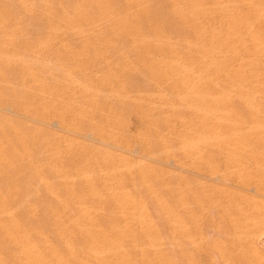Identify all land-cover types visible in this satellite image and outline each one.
<instances>
[{
  "label": "rangeland",
  "instance_id": "1",
  "mask_svg": "<svg viewBox=\"0 0 264 264\" xmlns=\"http://www.w3.org/2000/svg\"><path fill=\"white\" fill-rule=\"evenodd\" d=\"M10 1V2H9ZM15 1V2H14ZM20 1V2H19ZM27 1V2H26ZM31 1V2H30ZM34 0L32 2V0H0V66L2 70L0 68V92H3L0 94V110L4 111V112H0V233L2 234L3 231L8 232V231H16L20 228L23 227H28L31 225L32 226H44L43 230L41 231H37L31 234H28L27 237L23 238L22 241H20L21 243L17 244V245H4L1 243L0 241V264H12L13 261H15L14 259H16L17 256H21V255H32L35 252V248L36 246H46V244L48 245L49 243H53L54 241H56L58 238L60 239H66L67 240V245H65L62 250L64 252L67 251V253L73 252L74 250H76L75 248H77V246H81V243H85L91 247V249L89 250L91 253V257L90 260L88 261L90 264H130L131 261L128 260H119V259H115V257L112 255V252H114L115 250H117L118 248H122V250H124L125 248H129V246L133 247L135 246H146L148 247V250L150 251L149 254H147L148 256L144 258V261H140L138 264H160V262L162 260H167L168 264H227L226 259L222 256L221 253H218L217 250L215 251V249H219V252L223 251V253L226 255V257H228V260L231 261L232 259H235L237 262H239L240 264L244 263L245 261L243 259H239L237 257L236 254V236H235V232L233 227L230 225V223L228 222V220H226V217L224 218V215L222 214V208L224 207L223 204L225 205L227 203V197H221L218 198L217 196L219 195L218 192V186L219 187H225V188H230V186L232 185V187L230 189H234L236 188L235 184H237L238 180L237 177L234 175H226L224 177V182H220L221 180H215V178H212L210 176V172L212 173V168L218 170V172H220L219 174L224 173V171H226L227 169H229L230 167L227 165V163L224 160L223 157V149L221 147H213L211 145H205V143H198L199 141L196 139H199L201 136L198 132L201 131V127L203 124V120L205 118H203V116L205 114H202L203 112H205L206 110L203 109L202 111V107L203 108H210L212 110V108L209 105V101H207V94H212V103H215L216 98H218V90H219V86L218 84L216 85V83H214L215 78L213 77L215 74L214 68V64L212 62H214V60L212 59L213 56L210 53H213V50H215V41L216 40H212V39H216L213 38L215 37L213 34V36L211 37L209 34L208 29L207 30H198L194 29L195 26H198L200 24H204L207 23L206 21H204V23L200 20L198 21V19L192 17L189 13V5L186 3V0H151V2H153L151 4V2H149L148 0H135V2L137 1V3L134 2V0H129V2L131 4H127L128 0H125L126 2H124V0H106L105 3L102 4L101 0ZM48 1V2H47ZM59 1V2H58ZM62 1V2H61ZM69 1V2H67ZM85 1V2H84ZM123 1V2H122ZM185 1V2H184ZM47 2V3H46ZM64 2V3H63ZM75 2V3H74ZM78 4H77V3ZM101 2V3H100ZM111 2V3H110ZM114 2V4L112 3ZM120 2V3H119ZM128 2V3H129ZM160 2V3H159ZM163 2V3H162ZM168 2V3H167ZM176 4H175V3ZM28 5H27V4ZM32 5H31V4ZM38 3V4H36ZM52 3V4H50ZM54 4L55 8H54ZM67 3V4H66ZM81 3V4H80ZM83 3V4H82ZM123 3V4H121ZM125 3V4H124ZM133 3V4H132ZM183 3V4H182ZM34 4V6H33ZM36 4V5H35ZM61 4V6H60ZM66 4V5H65ZM75 4V5H74ZM80 4V7H79ZM86 4V5H85ZM99 4V5H98ZM106 4V5H105ZM113 4V5H111ZM118 4V5H117ZM135 4V5H134ZM141 4V5H140ZM160 4V6H159ZM162 4V5H161ZM173 4V5H171ZM10 7H8V6ZM28 7H27V6ZM51 5V6H50ZM149 5V6H148ZM151 5V6H150ZM169 5V6H168ZM177 5V7H175ZM15 6V7H13ZM33 7V8H30ZM101 6V7H100ZM105 6V7H102ZM123 8H122V7ZM127 6V7H126ZM128 6L130 7L128 10ZM132 6V7H131ZM135 8H134V7ZM137 6V7H136ZM146 6V7H145ZM159 6V7H158ZM167 6V7H166ZM179 6V7H178ZM239 6H241L239 4ZM38 7V8H37ZM52 7V8H51ZM61 7V8H60ZM64 7V8H63ZM77 7V8H76ZM90 7V8H88ZM106 7L108 9H106ZM115 7V8H114ZM116 7L118 8L119 11H117ZM125 7V8H124ZM139 7V8H138ZM145 7V8H144ZM150 7V8H149ZM156 7H158V9H156ZM163 7V8H162ZM172 7V8H171ZM183 7V8H181ZM29 8V9H26ZM35 8L37 10V12L35 11ZM70 8V9H69ZM81 8H84L86 10H83ZM127 8V9H126ZM134 8V9H133ZM142 8V9H141ZM168 8V10H167ZM178 9L176 11V9ZM188 8V9H187ZM2 9V10H1ZM24 9V10H23ZM32 9V10H30ZM58 10L59 12L55 11ZM66 9V10H65ZM79 9V11H78ZM96 9V10H95ZM125 9V10H124ZM135 9H138L139 11H135ZM145 9L148 11H145ZM152 9V11H151ZM161 9V10H160ZM27 10V11H26ZM30 10V11H29ZM47 10V11H45ZM53 12H52V11ZM66 14H65V11ZM77 10V11H76ZM101 10L103 12H101ZM142 10V11H140ZM164 10V11H163ZM172 12H171V11ZM176 12H175V11ZM180 10V12H179ZM185 10V11H183ZM188 10V11H187ZM21 11V12H20ZM41 11V13H40ZM55 11V12H54ZM63 13H62V12ZM68 11L70 12V15L68 13ZM83 11V12H82ZM85 11V12H84ZM89 11V12H88ZM109 11V13H108ZM112 11V12H111ZM120 11H123V14ZM126 11V12H125ZM130 11V13H128ZM160 11V12H159ZM163 11V12H162ZM168 11V12H166ZM22 12H24L22 15ZM25 12H26V16H25ZM30 12V13H29ZM33 12V13H32ZM48 12V13H47ZM51 12V13H50ZM79 12V13H78ZM114 12V13H113ZM135 12V13H133ZM151 12V13H150ZM186 14H184V13ZM21 13V14H19ZM29 13V14H28ZM36 13V14H35ZM45 13V14H44ZM58 13H60L61 15H58ZM84 13V14H82ZM87 13V14H86ZM91 13V14H90ZM101 13V14H100ZM107 13V14H106ZM115 15H113V14ZM125 13V16H124ZM140 13V14H139ZM145 13V14H144ZM149 13V14H148ZM157 13V14H156ZM171 13H175L172 14ZM191 13V12H190ZM35 14V16L33 15ZM52 14V15H51ZM63 14V16H62ZM82 14V15H81ZM97 14V16H96ZM110 14V15H109ZM137 14V17L135 16ZM139 14V15H138ZM144 14V15H143ZM147 14V15H146ZM180 14V15H179ZM12 15V16H11ZM45 15V16H44ZM69 17H68V16ZM73 17H72V16ZM100 15V16H99ZM110 17L108 16H111ZM131 15V16H130ZM134 15V16H132ZM142 15V16H141ZM146 15V16H145ZM7 16L6 19H4ZM9 16V17H8ZM28 16V17H27ZM54 16V18L52 17ZM57 16V17H55ZM61 16V17H60ZM74 16H76L77 18H75ZM88 16V18L86 17ZM124 16V17H122ZM127 16V17H126ZM170 16V17H169ZM189 16V17H188ZM12 17V18H10ZM52 17V18H51ZM65 17V18H62ZM91 17V19L89 18ZM95 17V19L93 18ZM99 17V18H97ZM109 19H107V18ZM141 17V18H139ZM182 17V18H181ZM187 17V18H186ZM11 20V22L9 21V19ZM23 18V21L22 19ZM81 18V19H80ZM97 18V19H96ZM125 18V19H124ZM128 18V20H127ZM148 21L147 23V20ZM150 18V19H149ZM158 18V20H157ZM161 18V19H160ZM4 19V20H3ZM8 19V20H7ZM14 19V21L12 20ZM17 19V20H16ZM25 19V20H24ZM49 19V21H48ZM52 19V20H51ZM54 19V20H53ZM59 19V20H57ZM61 19V20H60ZM71 19V20H69ZM74 19V20H72ZM87 19V21H86ZM93 20L90 21V20ZM100 19V20H99ZM143 19V20H142ZM164 19V20H162ZM47 20V22H46ZM64 22H63V21ZM66 20V21H65ZM69 20V21H68ZM85 22H84V21ZM162 23H160V21ZM5 23H4V22ZM20 21V23H19ZM61 23H59V22ZM77 21V22H76ZM82 21V22H81ZM95 21V22H94ZM99 21V23H98ZM107 21V22H106ZM111 21V23H110ZM113 21V22H112ZM118 21V23L116 22ZM157 21V22H156ZM195 21V22H193ZM219 21H223L218 20ZM56 22V23H55ZM67 22V23H66ZM90 22V23H88ZM101 22V23H100ZM128 22V24H127ZM159 22V23H158ZM189 22V23H188ZM198 22V23H197ZM200 22V23H199ZM202 22V23H201ZM209 24H211V21H208ZM26 23V24H25ZM55 23V24H54ZM58 23V24H57ZM75 23V24H74ZM79 23L78 27L77 24ZM81 23H83L81 25ZM95 23V24H93ZM113 23V24H112ZM121 23V24H120ZM123 23V24H122ZM130 23V25H129ZM141 23V24H140ZM150 23V24H149ZM222 25V22H220ZM216 24V25H220ZM5 24V25H4ZM12 24V25H11ZM21 24V25H20ZM23 24V25H22ZM60 24V25H59ZM73 24V25H72ZM95 26H93V25ZM148 24V25H147ZM186 24V25H185ZM190 24V25H189ZM194 24V25H193ZM196 24V25H195ZM208 24V23H207ZM205 24V25H207ZM16 25V26H15ZM25 25V27H24ZM62 25L64 26V28L62 27ZM71 25V26H70ZM76 27H75V26ZM93 26L91 28V26ZM132 25V26H131ZM135 25V26H133ZM154 25V26H153ZM161 25V26H160ZM193 25V26H192ZM21 26V27H20ZM55 26V28H54ZM62 29H60L61 27ZM66 26H68L66 28ZM81 26V27H80ZM86 29L85 31L82 30L83 28ZM111 28H110V27ZM115 26V27H114ZM143 26V27H142ZM152 26V27H151ZM156 26V27H155ZM192 26V27H191ZM7 29H4L6 28ZM9 27V28H8ZM32 29H30V28ZM54 29H53V28ZM59 27V28H58ZM72 27V28H71ZM73 27L75 29H73ZM86 27V28H85ZM91 29H90V28ZM100 27V28H99ZM108 27V28H107ZM117 27V29H116ZM120 27V30H118ZM155 27V28H153ZM160 27V28H159ZM162 27V29H161ZM185 27H189L190 30L186 29ZM16 28V29H14ZM30 30H29V29ZM97 30H95V29ZM193 28V29H192ZM14 29V30H13ZM59 29V30H58ZM64 29V31L62 32V30ZM81 29V30H79ZM90 29V31H89ZM128 29V30H127ZM137 29V31H136ZM149 29V30H148ZM152 29V30H150ZM157 31V33L153 30ZM22 30V31H21ZM27 30V31H26ZM48 30V31H47ZM50 30V31H49ZM66 30H67V35H66ZM73 30V31H72ZM94 30V31H93ZM99 30V31H98ZM104 30L106 32H104ZM117 30V31H115ZM123 33H122V31ZM142 30V31H141ZM146 33H145V31ZM148 30V31H147ZM165 35H163L160 31ZM168 32H167V31ZM193 30V33L191 32ZM16 31V33H15ZM29 31V32H28ZM32 31V32H31ZM34 31V34L32 35ZM37 31V33H36ZM56 31V32H55ZM60 32V37L58 36V33ZM81 31V32H80ZM87 31V32H86ZM126 31V32H125ZM129 31V32H128ZM153 33H152V32ZM170 31V32H169ZM207 32L205 34V32ZM222 31L224 32L225 30H223L222 27ZM9 32V33H8ZM25 32V33H22ZM41 32V35H40ZM49 32V33H47ZM51 32L53 34H51ZM56 34H55V33ZM58 32V33H57ZM82 32L85 33L82 36ZM95 32V33H94ZM120 32V33H119ZM141 32V33H140ZM159 32V34H158ZM188 32V33H187ZM226 32V31H225ZM63 33V34H61ZM73 33V34H72ZM79 33V34H78ZM98 33V34H96ZM129 33V34H128ZM136 33V34H135ZM146 35H144V34ZM152 33V34H151ZM155 33V34H154ZM169 33V35H168ZM186 35H184V34ZM193 35H191V34ZM196 33V35H195ZM198 33V34H197ZM16 37H15V35ZM44 34V36H43ZM90 34V35H88ZM129 36H128V35ZM139 34V35H137ZM154 34V35H153ZM158 34V35H157ZM202 35L201 37L199 36ZM209 34V35H207ZM10 35V36H8ZM18 35V36H17ZM21 35V36H20ZM43 40H40V37ZM54 35V36H53ZM63 35V36H62ZM76 35V36H75ZM100 35V36H99ZM142 35V36H140ZM148 35V36H147ZM153 35V36H152ZM163 35V37L165 38H161L160 36ZM171 35V36H170ZM190 35V36H189ZM195 35V36H194ZM207 35V36H206ZM5 36V37H4ZM14 36V37H13ZM53 36V38L51 37ZM56 36V37H55ZM62 36V37H61ZM65 36V37H64ZM128 36V37H127ZM135 36V37H134ZM137 36H140V38H138ZM145 36V37H144ZM149 36H152V40H150V38H147ZM156 36V37H155ZM187 36L189 38H187ZM191 36H193L192 38H190ZM198 36V37H197ZM208 38L205 40V38ZM210 36V37H209ZM10 37V38H8ZM44 37V38H43ZM57 39H55V38ZM86 37V38H85ZM94 37V38H93ZM101 37V38H100ZM147 38V40H143L142 39ZM12 38H17V40H13ZM51 38V39H50ZM68 41H66L65 39ZM91 42H89L90 40ZM96 38V41H95ZM138 38V39H137ZM163 41H159L161 39ZM169 38V39H168ZM170 38H172L170 40ZM185 38V39H184ZM187 38V39H186ZM203 42H202V40ZM212 38V39H211ZM9 39V40H8ZM21 39V41L19 40ZM25 39V40H24ZM27 39V40H26ZM50 39V41H49ZM55 39V41L53 42V40ZM62 41H61V40ZM86 39V40H83ZM98 39V40H97ZM105 39V42H104ZM135 39H137L135 41ZM140 39V40H139ZM178 39V41H177ZM190 39V42L189 40ZM3 40V41H2ZM30 42H29V41ZM64 40V41H63ZM101 40V41H100ZM133 40V42H132ZM167 40V41H166ZM191 40H195V41H191ZM198 40V41H197ZM207 40H211L210 42ZM9 41V42H8ZM41 41V42H40ZM81 41V42H80ZM100 41V42H99ZM107 41V43H106ZM110 43H109V42ZM155 41V42H154ZM157 41V42H156ZM171 41V42H170ZM182 45H181V43ZM183 41V42H182ZM199 41H201V44H199ZM208 43H207V42ZM2 42V43H1ZM4 42H7L4 44ZM13 42H16L17 44H13ZM19 42V43H18ZM21 42V43H20ZM46 44H43V43ZM53 42V43H52ZM58 42L61 44H58ZM63 44H62V43ZM65 42V44H64ZM86 42V43H85ZM89 42V43H88ZM97 42V43H94ZM150 42V43H149ZM170 42V43H167ZM192 42V43H191ZM196 42V43H195ZM37 43V44H36ZM41 43V45H40ZM52 43V45H51ZM145 43V44H143ZM147 43V44H146ZM153 45H152V44ZM156 43V44H155ZM161 45H159V44ZM191 43V46L193 47L188 49ZM27 44V45H26ZM50 46H48V45ZM57 47H55L56 45ZM82 44V45H80ZM97 44V45H96ZM102 44V45H101ZM135 44V45H133ZM137 44V45H136ZM142 44V45H141ZM158 44V45H157ZM167 44V45H166ZM170 44V45H169ZM177 44V46L175 45ZM206 46H205V45ZM212 44H214L213 46H211ZM10 45V46H9ZM16 45V47H15ZM25 45V46H23ZM30 45V46H29ZM59 45V47H58ZM64 45V46H63ZM69 45V46H68ZM88 45V46H87ZM96 45V47H95ZM100 47H99V46ZM106 45V46H105ZM150 45V46H149ZM152 45V46H151ZM157 47H156V46ZM172 46L167 47V46ZM185 45V46H184ZM201 45V46H198ZM20 46H22V48H20ZM81 48H79V47ZM103 46V47H102ZM155 46V47H154ZM161 46V47H160ZM165 47V49L163 47ZM175 48H174V47ZM188 46V47H187ZM204 46V47H203ZM209 46V47H208ZM12 47V48H11ZM14 47V48H13ZM26 47V49H25ZM33 47V48H32ZM37 47V48H36ZM44 49H43V48ZM53 47V49H52ZM83 47H84V51H83ZM99 47V48H98ZM139 47V48H138ZM142 47V48H141ZM147 47V48H146ZM184 47V49H183ZM200 47L202 48V50H200ZM208 49H205V48ZM212 47V48H211ZM214 47V48H213ZM8 48V49H7ZM19 48V49H18ZM37 51H35L34 50ZM47 48V49H45ZM49 48V51H48ZM55 48V49H54ZM58 48V49H57ZM88 48V49H87ZM141 48V50H140ZM170 48V49H169ZM173 48V50H172ZM178 48V49H176ZM180 48V49H179ZM182 48V49H181ZM186 48V50H185ZM7 49V51H6ZM57 49V50H56ZM81 49V50H80ZM138 51H137V50ZM152 49V50H151ZM156 49V50H155ZM159 49V50H158ZM161 49V50H160ZM167 49L169 51H167ZM176 49V50H175ZM188 49V50H187ZM204 49V50H203ZM15 50V51H14ZM17 50V51H16ZM25 50V51H24ZM40 52H39V51ZM53 50V51H52ZM163 50H165L163 52ZM175 50V53L172 51ZM190 50V51H189ZM197 50H199L197 52ZM206 50H212V51H208L207 53ZM21 53H18V52ZM34 52L31 54V52ZM158 51V52H157ZM182 51V52H181ZM186 51V52H185ZM202 53H201V52ZM15 54H13V53ZM85 52V53H83ZM155 52V53H154ZM161 52V53H160ZM167 52H168V56H167ZM181 52V54L179 55V53ZM190 53V54H187ZM195 52V54H194ZM210 52V53H209ZM17 53V54H16ZM39 53L42 55H39ZM45 55H43V54ZM90 53V54H89ZM102 53V54H101ZM165 53V55H163ZM171 53V54H170ZM182 53H186L185 55H183ZM200 53V54H198ZM209 53V54H208ZM10 54V55H9ZM23 54V56H22ZM26 54V55H25ZM28 54V55H27ZM94 54V55H93ZM104 54V55H103ZM153 54H155L156 56H152ZM177 54V55H176ZM202 54V58L201 57ZM208 54V55H207ZM12 55V57H11ZM39 55V56H38ZM75 55V56H74ZM91 55V56H90ZM100 56V57H95V56ZM103 55V56H102ZM107 55V56H105ZM174 55L173 58H170V56ZM190 55V56H189ZM4 56V57H3ZM15 58H14V57ZM17 56V57H16ZM25 56V58H24ZM27 56V57H26ZM35 56V57H34ZM73 56L76 58L73 59ZM162 56V57H161ZM165 58H164V57ZM186 56V57H185ZM188 56V57H187ZM193 56V57H192ZM195 56V57H194ZM199 58H197V57ZM205 56V57H204ZM208 56V57H206ZM210 56V57H209ZM2 57V58H1ZM19 57V58H18ZM87 57V58H86ZM156 57V58H154ZM160 57V58H159ZM169 57V58H168ZM38 58V59H37ZM72 60H71V59ZM92 58V59H91ZM101 58V59H99ZM120 58V64L117 63V59ZM161 62H160V60ZM181 58H187V60L181 59ZM190 58V60H189ZM195 58V60H194ZM208 58V59H207ZM65 59V60H64ZM80 59V60H79ZM158 59V60H157ZM170 59V60H168ZM178 59V60H177ZM180 59V60H179ZM198 59V60H197ZM206 59V60H204ZM4 60V61H3ZM11 60V62H10ZM16 60V61H15ZM21 60V61H20ZM26 60V62H25ZM28 60V61H27ZM33 60V61H32ZM90 60V61H89ZM98 60V61H95ZM103 60V61H102ZM116 60V62L114 63V61ZM122 60V61H121ZM156 60V62H155ZM163 60V61H162ZM165 60H167L166 62H164ZM201 62H200V61ZM213 60V61H212ZM18 61V62H17ZM33 63H32V62ZM67 61V62H65ZM69 61V62H68ZM92 61V62H91ZM106 61V62H105ZM108 61H110L108 63ZM112 61V62H111ZM180 61V63H179ZM189 61V62H188ZM204 61V63H203ZM207 63H206V62ZM211 61V62H209ZM9 62V63H8ZM17 62V63H16ZM36 62V63H35ZM41 64H40V63ZM103 62V63H102ZM122 62V63H121ZM153 62H155V64H152ZM168 62V63H167ZM171 62V63H169ZM178 62V63H177ZM183 62V63H181ZM184 62H188L185 63ZM194 64H193V63ZM196 62V63H195ZM11 63H13L11 65ZM16 65H15V64ZM27 63V64H26ZM93 63V64H92ZM107 67H106V65ZM159 66H158V64ZM199 63V64H198ZM210 63H211V67H210ZM2 64V65H1ZM34 64V65H33ZM36 64V65H35ZM96 64V65H95ZM101 64V65H99ZM111 64V66L109 65ZM157 64V65H156ZM165 64V65H164ZM175 64V65H173ZM188 69H186V68ZM190 64V65H189ZM193 64V66H192ZM197 64V66L195 65ZM209 64V65H208ZM26 65V66H25ZM105 67H102V66ZM117 65V66H116ZM162 65L166 66L162 68ZM171 67V69L168 67ZM200 65V66H199ZM208 65V66H207ZM37 66V67H36ZM101 66V67H100ZM116 66V67H115ZM157 66V67H156ZM181 66V67H179ZM190 66V67H189ZM199 66V67H198ZM214 66V67H213ZM4 67V68H3ZM11 67V68H10ZM13 67V68H12ZM17 67V68H16ZM36 68L37 70L39 69V71H34V68ZM114 67L116 69H118L117 71L114 69ZM178 67V68H177ZM195 67L198 69L196 70ZM202 71L201 72H196V71H200V68ZM207 67V68H206ZM20 68V70H19ZM107 68V69H106ZM111 68V69H110ZM120 68V69H119ZM162 68V69H161ZM167 68V70H166ZM173 68V69H172ZM184 68V69H183ZM194 68V69H193ZM213 68V69H211ZM170 72H169V70ZM179 69V70H177ZM182 69V70H181ZM206 69V70H204ZM210 69V70H209ZM216 69V68H215ZM101 70V71H100ZM173 70V71H172ZM177 70V71H176ZM188 70V71H187ZM191 70V71H189ZM195 70V71H194ZM209 72H208V71ZM20 71V72H19ZM25 71V72H24ZM31 71V72H30ZM33 71V72H32ZM113 71V72H111ZM164 71H168L169 73H171V75L168 72H164ZM183 71V72H182ZM207 71V72H206ZM264 71V68L263 70ZM4 72V73H3ZM9 72V73H8ZM17 72V73H16ZM108 72V73H107ZM173 72V73H172ZM186 72V75H184ZM195 73L197 75L194 76L193 79L192 77H190L192 74L189 73ZM210 72H214L212 74ZM7 73V74H5ZM15 73V74H14ZM20 73V74H18ZM44 73V75H48L50 77V79L52 81H50V79H48L49 77L47 76L46 79V75H45V79L44 75L42 74ZM102 73V75H101ZM175 73V74H174ZM180 73V74H179ZM3 74V75H2ZM26 74V75H23ZM36 74V76H35ZM53 74H55L56 76H54ZM93 74V75H92ZM166 74V75H165ZM174 77H170V76ZM182 74V75H181ZM190 76H187V75ZM204 74L206 77H204ZM211 74V75H209ZM33 75L35 78H33ZM42 75V76H41ZM52 75V76H51ZM107 75V76H106ZM108 75H111L112 77L107 78ZM170 75V76H169ZM182 76V77H178V76ZM201 77H199V76ZM5 76V77H4ZM20 76V77H19ZM28 76V77H27ZM38 76V78H37ZM92 78V81L91 78ZM94 76V78H93ZM106 76V77H105ZM166 76V77H165ZM184 76V77H183ZM187 76V78H186ZM4 77V78H3ZM10 79H9V78ZM25 77V78H24ZM30 77L32 79H30ZM54 77V78H53ZM99 77V79L97 78ZM101 77V78H100ZM103 77V78H102ZM114 77V79H113ZM164 77V78H163ZM189 77V78H188ZM198 77V78H197ZM213 79H211V78ZM8 78V79H7ZM37 78V79H36ZM66 80H65V79ZM90 80H89V79ZM112 78V79H111ZM204 78V79H202ZM20 79V81H18ZM24 79V80H23ZM55 79V80H54ZM59 79V80H57ZM73 79V80H72ZM75 79V80H74ZM98 82H93L96 80ZM102 79V80H101ZM104 79V80H103ZM105 79H109L107 80V82L105 81ZM168 79V80H167ZM174 79V80H173ZM178 79V81L176 80ZM182 79V80H180ZM189 79V80H188ZM198 79V82H196L195 80ZM201 79V83L199 82ZM207 79V81H206ZM209 79V80H208ZM12 80V81H11ZM42 82H41V81ZM45 80V82H44ZM49 84H48V82ZM85 80H88V82H92L86 83ZM111 80H113V82H110ZM176 80V81H175ZM185 80V81H184ZM205 80V81H204ZM211 80V81H210ZM38 81V82H37ZM40 81V82H39ZM65 81V82H64ZM85 81V82H84ZM100 81V83H99ZM116 81V82H114ZM173 81V82H172ZM183 81V82H181ZM191 81H194L191 83ZM13 82V83H12ZM19 82V83H18ZM24 82V83H23ZM30 82V83H29ZM54 82V83H53ZM57 82V83H56ZM67 82V83H66ZM75 82V83H74ZM105 84H104V83ZM110 82V83H109ZM172 82V83H171ZM176 82V84H174ZM178 82V83H177ZM180 82V83H179ZM210 82V83H209ZM3 83V84H2ZM44 83V84H43ZM66 83V84H65ZM69 83H71L69 85ZM84 83V84H83ZM85 83L87 84L86 86ZM115 83V84H114ZM118 83V84H116ZM182 83V84H181ZM188 83V84H187ZM197 83L199 84L198 86H196ZM204 83H206V85H204ZM209 83V84H207ZM214 83V86H213ZM56 84V85H55ZM68 84V85H67ZM77 84V86L75 85ZM93 84V87H91ZM98 86H96V85ZM108 84V85H107ZM111 84V87L110 85ZM115 85L117 86V89L115 87V89L113 88ZM171 84V85H169ZM203 84V85H202ZM212 86H211V85ZM11 85V86H10ZM27 87H26V86ZM44 85V86H43ZM50 85V86H49ZM74 87H71L73 86ZM80 85V87H79ZM82 85V86H81ZM90 85V86H88ZM107 85V86H106ZM168 85V86H167ZM181 85V86H179ZM185 85V87H183ZM193 85V86H192ZM210 85V86H208ZM5 86V87H4ZM16 88H15V87ZM42 86V87H41ZM53 88H52V87ZM56 86V87H54ZM103 86V87H102ZM109 86V87H108ZM171 86V87H170ZM178 86V87H175ZM202 86V89H200L201 91H199L198 88H200ZM204 86V87H203ZM208 86V87H206ZM218 90H217V88ZM37 87V89H36ZM40 87V88H39ZM44 87V88H43ZM46 87V88H45ZM67 89H66V88ZM72 88L71 89H69ZM79 87V88H78ZM104 87H106V89H104V91H102ZM110 91H109V89ZM180 87V89H179ZM189 87V88H188ZM191 87V88H190ZM193 87V88H192ZM206 87V89H205ZM213 89L212 91L216 92L213 93L212 91H209V89ZM39 88V89H38ZM56 88V89H55ZM94 88V90H93ZM96 88V89H95ZM100 88V89H99ZM118 88H121L120 90ZM176 89L175 91H173L172 89ZM14 89V90H13ZM27 89V90H26ZM30 89V91H29ZM43 89V90H42ZM46 89V90H45ZM53 89V90H52ZM65 89V90H64ZM84 89V90H83ZM169 89V90H168ZM189 89V93L188 90ZM192 89V90H191ZM196 89V90H195ZM204 89V91H203ZM210 89V90H211ZM215 89V90H214ZM36 90V91H35ZM54 92H51V91ZM56 90V91H55ZM93 90V91H92ZM102 92H101V91ZM115 92H112V91ZM178 90V91H177ZM185 90V91H183ZM198 91L195 92V91ZM23 91V92H22ZM39 91V92H37ZM42 91V92H41ZM51 92L50 94H48L47 92ZM65 93H64V92ZM70 91V94L69 92ZM87 91V92H86ZM89 91L91 92V94L89 93ZM99 91V92H98ZM119 91V92H118ZM173 91V92H172ZM181 91L180 95L175 96V94H179ZM187 91V92H186ZM206 91H208V93L206 94ZM6 92V93H5ZM17 92L18 93V100L15 103V101H12L13 99L10 97L11 95L13 96V93ZM46 92V93H45ZM57 92V93H56ZM73 94H72V93ZM76 92V93H75ZM172 92V93H171ZM184 92H186L184 94ZM193 92H195L196 94H194ZM201 92V93H200ZM5 93V94H4ZM24 93V94H23ZM28 93V95L26 94ZM68 93V94H66ZM87 93V94H86ZM98 93V94H97ZM161 93V94H160ZM171 93V94H170ZM202 93L205 94L202 96ZM10 94V95H9ZM23 94V95H21ZM41 94V96H43V98L39 95ZM43 94V95H42ZM45 94V95H44ZM58 94V95H57ZM62 94V95H61ZM64 94V95H63ZM95 94V95H93ZM100 94V95H99ZM198 94V95H197ZM201 94V95H200ZM214 94V95H213ZM217 97H216V95ZM7 95V96H6ZM26 95V96H25ZM52 95V97H51ZM57 96L56 97H53ZM61 95V96H59ZM68 95V96H67ZM88 95H90L88 97ZM97 95V96H96ZM172 95V96H171ZM196 95V99L199 100L197 101L198 103L200 102L202 98V104L200 105L197 104V102L195 101V96ZM200 95V96H199ZM21 96H23V100H21ZM37 96V97H36ZM40 96V98H39ZM66 96V97H64ZM71 99H70V97ZM76 96V97H75ZM80 96V97H78ZM95 96L96 99L93 97ZM189 96V97H188ZM202 96V97H201ZM205 96V97H204ZM47 97V98H46ZM59 97V99H58ZM177 97V98H176ZM191 97V99H189ZM204 97V98H203ZM214 97V98H213ZM4 98V99H3ZM38 98L40 101H38ZM42 98V99H41ZM54 98V99H53ZM60 102H58L56 99ZM63 98H66L65 101ZM74 98V99H73ZM76 98V99H75ZM179 98V99H178ZM206 98V99H205ZM255 98V99H254ZM6 99V101H5ZM8 99V100H7ZM47 99V100H45ZM70 102H69V100ZM72 99L74 100V102L72 101ZM106 99V100H105ZM205 99L206 100V104L205 102H203ZM261 99V100H260ZM28 100V101H26ZM44 100V101H43ZM50 100V101H49ZM52 100V101H51ZM63 100V102L61 101ZM92 100V101H91ZM104 100V101H103ZM191 100V101H190ZM209 100V99H208ZM254 100V101H253ZM1 101H3L1 103ZM12 101V102H11ZM25 101V102H24ZM33 101V102H32ZM35 101V102H34ZM96 101V102H95ZM214 101V102H213ZM253 101V102H252ZM23 102V103H22ZM62 102V103H61ZM73 102V103H72ZM91 102V103H90ZM210 102V104H211ZM5 103V105H4ZM9 103V104H8ZM14 103L15 105L11 104ZM34 103V104H32ZM57 103V104H56ZM60 103V104H59ZM67 103V104H66ZM69 103V105H68ZM71 103V104H70ZM193 103H195L194 105H199V106H195L193 105ZM205 103V104H204ZM237 103L240 105L239 110H238V114L240 113L239 116L242 117L243 120H245L247 122V119H244L246 117H248V121H250L252 115L253 116H260L264 119V98L259 96H253L252 99L247 100L246 102H239L237 101ZM44 104V105H43ZM51 106L50 110H49V106ZM65 104V105H64ZM91 104V105H90ZM96 104V105H95ZM98 104V105H97ZM107 106H103V105ZM251 104V105H250ZM255 104H257V107ZM14 106L13 109H15L16 112H12L9 111L7 108L11 106ZM18 105V107H17ZM24 105V106H23ZM27 105V107L25 106ZM59 105V106H58ZM90 105V106H89ZM94 105V107H93ZM100 105V106H99ZM188 105V106H187ZM193 105V106H192ZM205 105V107H204ZM248 105V106H247ZM23 106V107H22ZM31 106V107H30ZM37 106V107H36ZM57 106V107H55ZM62 106V107H60ZM64 106V107H63ZM68 106V107H67ZM79 106V108H78ZM87 107L86 109L84 107ZM99 106V107H98ZM252 106H256L257 108H253ZM3 107V108H2ZM33 107V108H32ZM40 107V108H39ZM69 109H66V108ZM83 107V108H82ZM91 107V108H90ZM106 107V108H105ZM190 107H193L190 109ZM198 107V108H197ZM199 107L201 108V110L198 111ZM248 107V108H246ZM250 107V108H249ZM29 108V109H28ZM38 108V110L36 109ZM46 108V109H45ZM62 108L63 112H62ZM72 108V109H71ZM99 108V110H98ZM105 108L104 111H102L101 109ZM108 108V109H107ZM195 108V109H194ZM4 109V110H3ZM17 109V110H16ZM25 110V113H23L22 111ZM31 109V110H30ZM42 110V111H39ZM59 109V110H58ZM66 109V110H65ZM92 109V110H91ZM178 109V110H177ZM241 109V110H240ZM256 111H255V110ZM49 110V111H48ZM72 110V111H70ZM77 110V111H75ZM90 110V113H89ZM172 110V111H170ZM177 110V113H174V111ZM205 110V111H204ZM210 110V111H211ZM254 110V111H253ZM260 110V111H259ZM27 111V112H26ZM30 111V112H29ZM34 111H38L35 112ZM57 111V113H56ZM60 111V112H59ZM65 111V112H64ZM102 111V112H101ZM156 111V112H155ZM179 111L182 113H179ZM201 111V113H199ZM7 112L12 115L10 116L9 114H7ZM48 112V113H47ZM52 112V113H51ZM71 112V113H70ZM76 112V114H75ZM109 112V114H108ZM147 112V113H145ZM151 112V113H150ZM155 112V113H154ZM176 112V111H175ZM243 112V115H241ZM249 112V113H248ZM259 112V114L257 113ZM2 113V114H1ZM33 113V114H31ZM41 113V114H40ZM49 113H51L52 115H50ZM64 115H63V114ZM69 113L70 114V118H69ZM73 113V115H72ZM82 113V114H81ZM89 113V114H88ZM93 113V114H91ZM96 113V114H95ZM104 113V114H103ZM107 113V114H106ZM144 116L147 118H143V114ZM165 113L166 116H165ZM174 113V115L172 114ZM24 114V115H23ZM43 114H47L46 116ZM79 114V115H77ZM88 114V115H86ZM113 114V115H112ZM146 114L149 116L147 117ZM153 114H159L158 115H153L154 117H152L151 115ZM176 114V116H175ZM184 114V115H183ZM198 114L199 117H198ZM252 114V115H251ZM9 115V117H8ZM33 115V116H32ZM36 115V116H35ZM42 117H41V116ZM54 115H57L59 117H56ZM63 115V116H62ZM85 117H82L84 116ZM96 115V116H95ZM104 115V116H103ZM111 115V116H110ZM161 115V117H160ZM187 115V116H186ZM197 115V116H196ZM3 116V117H2ZM7 116V117H6ZM29 116V117H28ZM39 116V117H38ZM50 118H49V117ZM77 116L79 117L77 119ZM91 116V118H90ZM95 116V117H94ZM103 116V117H102ZM106 116V117H105ZM110 116V118H109ZM115 116V117H114ZM182 118L183 120H181L180 118ZM182 116V117H181ZM193 116V117H192ZM244 116V117H243ZM246 116V117H245ZM6 117V118H5ZM11 117L12 120H9ZM18 117V118H17ZM21 117V118H20ZM26 119H23V118ZM33 117V118H32ZM45 117V118H44ZM62 117V118H61ZM65 117V118H64ZM68 117V118H67ZM93 117V118H92ZM185 117V118H184ZM187 117V118H186ZM197 117V118H196ZM201 117V118H200ZM8 118V119H7ZM36 118V119H35ZM44 120H43V119ZM47 118V121L45 120ZM54 120H53V119ZM75 120H74V119ZM89 118V119H88ZM95 118V119H94ZM104 118V119H103ZM113 118H115L113 120ZM118 118V119H117ZM149 118H151L149 120ZM155 118L157 120H155ZM161 120H160V119ZM200 118V119H199ZM3 119V120H2ZM18 119V121H17ZM40 119V120H38ZM94 119V120H93ZM97 119V121L95 122V120ZM109 119V120H106ZM153 119V120H152ZM173 119V120H171ZM190 119V121H189ZM195 121H193V120ZM201 120V124L200 127H198L199 125L197 124V122L200 123V121H196V120ZM8 120V121H7ZM14 120V121H13ZM16 120V121H15ZM20 120V121H19ZM23 120V121H22ZM29 120V122H28ZM57 120V121H56ZM63 120V121H61ZM67 120V121H66ZM69 120V123H68ZM82 120V121H81ZM87 120V121H85ZM90 120V121H89ZM93 120V121H92ZM99 120V123H98ZM166 120V121H165ZM170 120V121H169ZM181 120V121H179ZM13 121V123H12ZM33 121V122H32ZM53 121H55V123H53ZM59 121V122H58ZM71 121H75V123L71 122ZM78 121V123H77ZM109 123H108V122ZM113 121V124H111ZM117 121V122H116ZM159 124H158V122ZM164 121V122H162ZM168 121L170 123H168ZM174 123H173V122ZM176 121V123H175ZM184 121V123H183ZM188 121V122H187ZM192 121L195 123V125H197L196 127H198L197 129H194ZM11 122V123H10ZM21 122V123H20ZM24 122V123H23ZM34 122H36L34 124ZM38 122V123H37ZM58 122V123H57ZM63 124H62V123ZM66 122V125H65ZM81 125H80V123ZM83 122V123H82ZM102 122V123H101ZM120 122V123H119ZM155 122V124L153 123ZM191 122V123H189ZM17 123V125H16ZM33 123V124H32ZM40 123V124H39ZM72 123V124H71ZM78 125H77V124ZM85 123V124H84ZM89 123V124H88ZM149 123H152L149 124ZM184 125L183 128L186 127L185 130L182 129V127L180 126ZM183 123V124H182ZM23 127H21L20 126ZM39 124V125H38ZM43 124V125H41ZM59 124V125H58ZM61 124V125H60ZM67 124H69L67 126ZM75 124V125H74ZM92 124V125H91ZM95 124V125H94ZM104 124V125H103ZM122 124V125H121ZM158 124V125H157ZM181 127V131H180V127L178 129V125ZM191 124V126L189 125ZM4 125V127H3ZM9 125V126H8ZM11 125V126H10ZM15 125V126H14ZM41 125V126H40ZM48 125V127H47ZM57 125V126H55ZM74 125V126H73ZM80 125V127H79ZM101 125V126H100ZM112 125V126H111ZM115 125V128H114ZM119 125V127H118ZM148 125V126H147ZM151 125V126H150ZM154 125H156L157 127L152 128ZM168 125V126H167ZM194 125V126H195ZM6 126V127H5ZM19 126H20V130H19ZM64 126V128L62 127ZM76 126V127H75ZM78 126V127H77ZM83 127L82 130L81 128ZM96 126L98 127V129L96 128ZM104 126V127H103ZM108 126V128H107ZM121 126L123 128H121ZM52 127V128H51ZM74 127V130H73ZM139 127V128H138ZM146 127V128H145ZM148 127V128H147ZM159 127V129H158ZM162 127V128H161ZM164 127V129H163ZM167 127V128H166ZM170 127V128H169ZM173 127V128H171ZM176 127V129H175ZM197 130V131H192L191 130ZM8 128V129H7ZM14 128V129H13ZM35 128L36 131L35 132ZM39 128V130H38ZM42 128V129H41ZM76 128V129H75ZM101 128H103L101 130ZM114 128V129H113ZM118 128V129H117ZM144 128V129H143ZM153 130H152V129ZM161 128V129H160ZM5 131H4V130ZM16 129V131H15ZM23 129L24 132L21 130ZM31 129V130H30ZM47 129V130H46ZM50 129V130H49ZM53 129V130H52ZM57 129V130H55ZM84 131V132H79L78 131ZM97 129V130H96ZM113 129V130H112ZM125 129V131H124ZM148 129V130H147ZM163 129V130H162ZM169 131H168V130ZM173 129V130H172ZM42 130V131H40ZM52 130V131H51ZM60 130V131H59ZM87 130V131H86ZM90 130V131H89ZM100 130V131H99ZM104 130V131H103ZM117 130V131H115ZM176 130V131H175ZM189 130V131H188ZM7 131V132H6ZM13 131V132H11ZM17 131H21L19 132L21 135V139L20 136L18 137ZM40 131V132H39ZM47 131V132H46ZM58 131V132H57ZM62 131V132H61ZM64 132H67L63 134ZM96 131V133H95ZM111 131V132H110ZM150 134L149 136H144L146 133ZM162 131V132H161ZM166 131V132H164ZM174 131V132H173ZM192 131V133H191ZM10 132V133H9ZM15 132V133H14ZM26 132V133H25ZM53 132V133H52ZM73 132V133H71ZM103 132V133H101ZM110 132V133H109ZM114 132V133H113ZM119 132V133H116ZM124 132V133H123ZM144 132V133H143ZM149 132V133H148ZM153 132V133H152ZM170 132V133H169ZM173 132V133H172ZM184 134H183V133ZM194 132V133H193ZM198 132V133H197ZM9 133V134H8ZM12 133V134H11ZM25 133V134H22ZM40 135H36L39 134ZM43 133V134H42ZM58 133V134H57ZM71 133V134H68ZM93 133V134H92ZM99 133V134H98ZM113 133V134H112ZM123 133V134H122ZM126 133V135H124ZM157 133V134H156ZM160 133V135H158ZM164 136H163V134ZM169 133V134H167ZM172 133V134H171ZM180 133V134H178ZM188 133V134H187ZM190 133V134H189ZM2 134V135H1ZM28 134V135H27ZM62 134V136H61ZM88 134V135H86ZM110 134V135H109ZM116 134V135H114ZM146 134V135H147ZM171 134V135H170ZM192 134L194 136H192ZM195 134H198V136ZM12 137H10V136ZM15 135V136H14ZM43 135V136H42ZM51 135V136H50ZM53 135V136H52ZM60 135V136H59ZM67 135V136H66ZM78 135V136H77ZM94 135V136H93ZM100 135V136H99ZM103 135V136H102ZM108 135V136H107ZM154 135V136H153ZM168 135V136H167ZM174 135V136H173ZM179 135V136H178ZM182 135V136H181ZM191 135V136H189ZM30 136V137H29ZM40 136V137H38ZM56 136V137H55ZM76 136H77V140H76ZM82 138H80V137ZM91 136V137H90ZM114 136V137H113ZM121 136V137H119ZM124 136V137H123ZM126 136V137H125ZM200 136V137H199ZM14 137V139H13ZM16 137V139H15ZM24 137V139H23ZM30 139H29V138ZM37 137V138H36ZM47 137V138H46ZM66 137V139L64 138ZM93 137V138H92ZM108 142V140H110V142L105 143L106 141ZM108 137V138H107ZM118 137V139H117ZM145 137V138H144ZM162 137V138H160ZM168 137V138H167ZM175 137V139H173ZM180 139H178V138ZM184 140H182V138ZM185 137V138H184ZM188 137V138H186ZM198 137V138H197ZM4 138V139H3ZM11 138V139H10ZM41 138V139H40ZM61 138V139H60ZM68 138V139H67ZM86 138V139H83ZM89 138V139H88ZM98 138V139H97ZM101 138V139H100ZM110 138V139H109ZM112 138V139H111ZM121 138V139H120ZM153 138V139H151ZM165 138V139H164ZM177 138V139H176ZM191 138V139H190ZM196 141V145L200 146H190V141H193V139ZM9 139V140H8ZM12 139L15 141V143H13ZM26 139V141H25ZM58 141H57V140ZM88 139V140H87ZM103 139V140H102ZM147 139V140H146ZM150 139V140H149ZM155 139V140H154ZM158 139V140H157ZM162 139V140H160ZM187 139V141H186ZM7 143H6V141ZM30 144V141H34L31 142L30 146L28 145V141ZM54 144H51V141ZM56 140V141H55ZM65 142H63V141ZM86 140V141H85ZM116 140L117 141L116 143ZM124 140V141H122ZM141 140H144L141 141ZM149 140V141H148ZM170 140L172 143L171 144ZM176 140V141H175ZM3 141V142H2ZM5 141V143H4ZM19 141V142H17ZM25 141V144H24ZM37 141V143H36ZM49 141V142H48ZM55 141V142H54ZM72 141H74L72 143ZM89 143H88V142ZM112 141V142H111ZM122 141V142H121ZM147 141V143L145 144V142ZM153 141V142H151ZM160 141V142H159ZM184 141V143H183ZM194 141V143H195ZM198 141V142H197ZM21 142V143H20ZM43 142V144H42ZM47 142V143H46ZM57 142V144H56ZM61 142V143H60ZM68 142V144H67ZM70 142V143H69ZM124 142V144H123ZM135 142V143H134ZM160 144H159V143ZM165 144H163V143ZM179 142V143H178ZM181 142V143H180ZM4 143V146H3ZM46 143V144H45ZM49 143V144H48ZM65 143V144H63ZM77 143V145H76ZM83 143V144H82ZM85 143V144H84ZM88 143V145H87ZM101 143V144H98ZM141 143V144H140ZM151 145H150V144ZM11 144V145H10ZM17 144V146H16ZM23 144L25 146H23ZM40 145V148H38L37 146ZM48 144V145H47ZM70 144V145H69ZM73 144V145H72ZM91 144V145H90ZM105 144V146H104ZM145 144V145H144ZM156 144V145H155ZM158 144V145H157ZM170 144V145H169ZM184 144V145H183ZM189 147H186L188 146ZM200 144V145H199ZM21 145V146H20ZM28 145V146H26ZM37 145V146H36ZM43 145V146H42ZM46 145V146H45ZM58 145V146H57ZM60 145V146H59ZM63 145V146H61ZM67 145V146H66ZM75 145V146H74ZM86 145V146H85ZM107 145H110L111 148H109L110 146L106 147ZM124 145V146H123ZM126 145V147H125ZM149 146L150 148H147V146ZM163 149H161L162 147ZM2 146V147H1ZM9 146V147H8ZM56 149H55V147ZM65 146V147H64ZM70 146V147H68ZM102 146V147H101ZM122 146V147H121ZM152 146V148H151ZM161 147V148H158ZM165 146V147H164ZM167 146V147H166ZM170 146V147H169ZM173 146V147H172ZM5 147V148H4ZM18 147V148H17ZM28 147V148H27ZM50 147V149L48 148ZM53 147V148H52ZM80 147V148H79ZM86 149H85V148ZM92 147V148H91ZM98 147V148H97ZM119 147V149H118ZM172 149H168L171 148ZM264 147V146H263ZM3 148V149H2ZM26 148V149H24ZM38 148V149H37ZM68 148V150H67ZM70 148V149H69ZM89 148L91 149L89 152ZM93 148H95L93 150ZM106 148V149H105ZM108 148V149H107ZM113 148L115 149L114 151ZM127 148V149H125ZM143 150H142V149ZM146 148V149H145ZM156 148L157 150H154ZM189 148V149H188ZM196 148V149H195ZM7 149V150H6ZM53 149V150H52ZM59 149V151H58ZM62 149V150H60ZM75 151H74V150ZM85 149V150H82ZM101 149V150H100ZM104 149V150H103ZM111 149V150H110ZM118 149V150H117ZM123 149V150H120ZM141 149V150H140ZM151 149V150H149ZM200 152H199V150ZM13 153H12V151ZM20 150V151H19ZM24 150H26L24 152ZM48 150V151H47ZM58 151V152H55ZM66 150V151H65ZM81 150V151H80ZM96 150V152H94ZM98 150V151H97ZM100 151H102L100 154ZM109 150V151H108ZM163 150V151H162ZM167 150V151H166ZM173 150V151H172ZM184 150V151H183ZM219 150V151H218ZM264 152V148L262 149ZM30 151V152H29ZM35 153H34V152ZM65 153H64V152ZM74 154L71 155L73 152ZM85 151V152H84ZM110 153L108 154L107 153ZM118 151V152H117ZM122 151V152H121ZM127 156L126 160V156ZM133 151V152H132ZM144 153H143V152ZM154 151V152H153ZM161 153H160V152ZM169 151V152H168ZM181 151V152H180ZM188 151V152H187ZM196 151V152H195ZM203 151V152H202ZM221 151V152H220ZM23 152V153H22ZM37 152V153H36ZM51 152V153H50ZM60 152V153H59ZM63 152V154H61ZM72 152V153H71ZM80 152V153H79ZM92 152V153H91ZM112 152V154H111ZM142 152V153H141ZM166 152V153H165ZM174 152L175 155H172V153ZM191 152L194 153V155H191ZM8 153V154H5ZM16 153V155H15ZM22 155H20V154ZM31 153V154H28ZM83 153V154H81ZM87 155H85V154ZM94 153V154H93ZM120 153V154H118ZM155 153V154H153ZM161 155H160V154ZM163 153V154H162ZM170 153V155H169ZM178 153V154H176ZM196 153H198L196 155ZM200 153V154H199ZM205 153V155H203ZM4 154V155H3ZM19 156H18V155ZM48 154V155H47ZM61 154V155H60ZM115 154V155H114ZM147 154H149L150 156H146ZM157 154V155H156ZM166 154V155H165ZM190 154V155H188ZM10 157H9V156ZM25 155V156H24ZM30 155V156H29ZM58 155V157H56ZM62 155L66 157V160L64 159L65 157L62 158ZM69 155V156H68ZM84 155L83 157H80ZM91 157H90V156ZM99 159H98V157ZM122 155V156H120ZM152 155V156H151ZM178 157H177V156ZM198 155H201V159L200 157H198ZM208 155V156H207ZM221 155V156H220ZM12 156V157H11ZM14 156V157H13ZM17 156V157H16ZM43 157L42 158L40 157ZM50 156V157H49ZM72 156V157H71ZM74 156H77L75 159ZM87 156V157H86ZM95 156V157H94ZM106 156V157H105ZM108 156V158H107ZM118 156V157H117ZM142 156V157H140ZM156 156V157H155ZM168 156V157H167ZM169 156L171 158H169ZM173 156V157H172ZM188 156V157H187ZM193 156V158H192ZM4 157V158H3ZM31 157V158H30ZM35 157V159H34ZM48 157V158H47ZM61 157V158H60ZM70 157V158H69ZM79 157V158H78ZM116 159H113V158ZM121 157V158H120ZM123 157V158H122ZM147 157V158H145ZM162 157V158H161ZM184 157V158H183ZM186 157V159H185ZM191 157V158H190ZM199 159H197V158ZM210 160H209V158ZM13 158V159H12ZM28 158V159H27ZM51 160H50V159ZM85 158V159H84ZM91 160H90V159ZM94 158V159H93ZM97 158V159H96ZM101 158V159H100ZM105 158V159H103ZM165 158V159H163ZM167 158V159H166ZM173 158H176L173 159ZM190 158V159H189ZM195 158V159H194ZM204 158V159H203ZM207 158V159H206ZM4 159V160H2ZM33 161H32V160ZM64 159V160H63ZM71 162V164L69 163V161ZM86 160V161H81V160ZM89 159V160H88ZM96 159V160H95ZM119 159V160H118ZM134 159V161L132 160ZM141 159H146V160H141ZM152 159V160H151ZM163 159V160H161ZM183 159V160H182ZM194 161H193V160ZM212 159V160H211ZM16 160V161H15ZM20 160V161H19ZM25 160V161H24ZM27 160V161H26ZM29 160V161H28ZM36 162H35V161ZM43 164H42V161ZM57 160V161H55ZM100 160V161H99ZM113 160V161H112ZM122 160H126L125 162H123ZM138 160V161H137ZM158 160V163H156ZM169 160V161H168ZM189 160V161H188ZM200 160V161H198ZM11 161V162H10ZM49 161V162H48ZM54 161V162H53ZM63 161V162H62ZM68 161V163L66 162ZM76 161V162H75ZM104 161V162H103ZM118 161V162H117ZM132 161V162H131ZM142 161H147V162H142ZM153 161V162H151ZM174 161V162H173ZM176 161V162H175ZM46 162V164H45ZM53 162V163H52ZM60 164V166H58L57 164ZM82 162V163H81ZM86 162V163H85ZM91 162V164L89 163ZM104 164V165H100V163ZM120 162V163H119ZM122 162V163H121ZM132 165H131V163ZM135 162V163H134ZM137 162V163H136ZM164 162V163H161ZM172 162V163H171ZM183 162V163H182ZM210 162V163H209ZM10 163V164H9ZM33 163V164H32ZM36 163V164H35ZM50 163V164H48ZM63 163V165H62ZM73 163V164H72ZM97 163V164H96ZM110 163V164H109ZM112 163V164H111ZM118 165H117V164ZM142 164V166H145V163L147 164L145 167L143 166L142 170L141 167L138 165ZM153 163V164H151ZM205 163V164H203ZM16 164V165H15ZM28 164V165H27ZM32 164V165H31ZM39 164V167H38ZM65 164L68 165L67 167H69V169L67 167H65ZM77 164L79 166H81V168L79 166H77ZM109 164V165H108ZM116 164V165H113ZM128 164V166L126 165ZM137 164V165H136ZM149 164H151L149 166ZM159 164V165H157ZM181 164V165H180ZM13 165V166H12ZM15 165V166H14ZM21 165V166H20ZM36 165V166H34ZM62 165V166H61ZM70 165H72V167H70ZM83 165V166H82ZM88 165V166H86ZM91 167H90V166ZM99 165L101 167H99ZM107 165V166H106ZM123 167H122V166ZM130 165V166H129ZM210 165V166H209ZM217 165V166H216ZM10 166V167H9ZM29 166V167H26ZM57 170H56V168ZM64 166V167H63ZM87 168V170L84 168ZM115 167L113 169V167ZM116 166H118L116 168ZM132 166V167H131ZM136 166V168H135ZM149 166V167H147ZM154 166V167H151ZM162 166V167H161ZM174 166V167H172ZM176 166V167H175ZM182 166V168H181ZM9 167V168H8ZM17 167V168H16ZM46 167V168H45ZM55 169H54V168ZM62 169H61V168ZM75 167V168H74ZM79 169V171H77V169ZM98 167V168H97ZM103 167V168H102ZM120 167V169H119ZM122 167V168H121ZM139 167V168H138ZM160 167V168H159ZM184 167V168H183ZM251 167V166H250ZM254 167V165H253ZM250 168L253 169V171L255 170L254 168ZM23 168V169H21ZM73 168V169H72ZM89 168H93L91 170H89ZM97 168V169H96ZM105 168V169H104ZM112 168V169H111ZM152 168V169H151ZM154 168V169H153ZM211 168V171H210ZM32 169V170H31ZM40 169H44V170H40ZM76 169V170H75ZM84 171H81L83 170ZM99 170L96 171V170ZM123 169V171L121 170ZM129 169V170H128ZM136 169V170H135ZM145 169V170H144ZM147 169V170H146ZM149 169V170H148ZM180 169V170H179ZM13 170V171H12ZM23 172H22V171ZM29 170V171H28ZM38 170V171H37ZM47 170V171H45ZM53 170V171H52ZM59 170V171H58ZM63 170V171H62ZM90 172H89V171ZM97 172H95V171ZM102 170V172H101ZM106 170V172L104 171ZM128 170V171H127ZM132 170V171H131ZM8 171V172H7ZM28 171V172H26ZM37 171V173H36ZM66 171V172H65ZM69 171V172H68ZM74 171V172H73ZM77 173H76V172ZM94 171V172H93ZM109 171V172H108ZM131 171L134 176L136 174V176H131ZM139 171V172H138ZM141 171V173H140ZM144 171V173L142 172ZM150 171V172H149ZM13 172V173H12ZM35 172V173H34ZM39 172V173H38ZM50 172V173H49ZM59 172V173H57ZM65 172V173H64ZM69 174H68V173ZM94 175H92L93 173ZM111 172V173H110ZM118 172V173H117ZM128 172V173H127ZM136 172V173H135ZM146 172V174H145ZM151 173V174H147V173ZM156 172V174L154 173ZM188 172V173H187ZM25 173V174H24ZM42 173V174H41ZM45 173H49L46 174L48 175L46 177V175H44ZM62 173V174H61ZM67 173V174H66ZM72 173V174H71ZM82 173V174H81ZM88 173L90 175H88ZM92 173V174H91ZM117 173V174H116ZM127 178L125 179V177ZM19 174V175H18ZM24 174V175H23ZM56 174V175H55ZM75 174V175H73ZM77 174V175H76ZM80 174L79 178L78 175ZM98 176H97V175ZM132 174V175H133ZM145 174V175H144ZM158 174V175H157ZM253 175H255V172L253 173ZM27 175V176H26ZM35 175V176H34ZM40 175V176H38ZM64 175V177L62 176ZM70 175V176H69ZM73 175V176H71ZM82 175V176H81ZM117 175V176H116ZM150 177V178H148ZM150 175V176H149ZM154 175V176H153ZM157 175V176H156ZM53 176V177H52ZM58 176V178H56ZM66 176V177H65ZM75 176L77 177V183L75 182ZM89 178H88V177ZM91 176V177H90ZM119 176H121L119 178ZM123 176V178H122ZM157 178H156V177ZM162 176V177H161ZM33 177V178H32ZM35 177V178H34ZM70 181H69V178ZM74 177V178H73ZM86 177V178H85ZM97 179H96V178ZM107 177V178H105ZM117 177V179H116ZM137 177V178H136ZM17 178V179H16ZM44 178V179H43ZM53 179V180H49ZM55 178V179H54ZM64 178V179H62ZM82 178V179H81ZM92 178L93 181L90 179ZM104 178L105 180H109V181H105V185L104 183ZM145 178L147 180H145ZM168 178V179H167ZM62 179V180H61ZM73 179V180H72ZM79 179V180H78ZM90 181H89V180ZM96 179V180H95ZM102 179V180H101ZM111 179V180H110ZM114 179V181H113ZM116 179V180H115ZM119 179V180H118ZM129 179V180H128ZM139 179V180H138ZM152 183H151V180ZM230 179V180H229ZM6 180V182H5ZM21 180V181H20ZM39 180V181H38ZM43 180V181H42ZM56 180V181H55ZM66 180L64 183L63 181ZM68 180V182H67ZM84 180V181H83ZM86 180V182H85ZM88 180V181H87ZM101 180V181H100ZM122 180V182H121ZM129 183L131 186L129 188L128 184ZM131 180V182H130ZM156 180V181H155ZM167 180V181H166ZM46 181V182H45ZM48 181H50L48 183ZM52 181V183H51ZM74 181V183H73ZM100 182V183H97ZM112 181V182H111ZM119 181V182H118ZM150 181V182H148ZM154 181V182H153ZM217 181V182H216ZM26 182V183H25ZM38 182V183H37ZM44 184H43V183ZM54 182V183H53ZM68 184H67V183ZM90 182V183H89ZM93 182L95 184H93ZM102 182V183H101ZM115 182V183H113ZM126 184H125V183ZM133 182V183H132ZM161 182V183H160ZM163 182V183H162ZM23 183V184H22ZM33 183V184H32ZM36 183V185H35ZM41 183V184H40ZM66 183V184H65ZM72 183V184H71ZM109 183V184H107ZM123 183L126 185L124 186ZM146 183V184H145ZM154 183V185H153ZM157 186H156V184ZM223 185H222V184ZM226 183V184H225ZM21 184V185H20ZM98 184V185H97ZM137 184V185H135ZM145 184V185H144ZM159 184V185H158ZM230 184V185H229ZM11 185V186H10ZM20 185V186H19ZM44 185V186H42ZM46 185V187H45ZM48 185V186H47ZM55 185V186H54ZM78 185V186H77ZM96 185V186H95ZM105 188H104V186ZM108 185V187H106ZM114 185L113 189L112 186ZM117 185V186H116ZM122 185V186H121ZM147 185V186H146ZM150 185V186H149ZM229 185V186H227ZM8 186V187H7ZM19 186V187H18ZM22 186V187H21ZM33 186V187H32ZM42 186V187H41ZM54 186V187H53ZM62 186V187H61ZM72 186V187H71ZM74 186V188H73ZM82 186V188H81ZM97 188V189H95ZM103 188H100V187ZM116 186V187H115ZM124 186V187H123ZM128 186V187H127ZM136 186V187H135ZM143 186V187H142ZM160 186V187H158ZM61 187V188H59ZM77 187V188H76ZM78 187H80V191L78 189ZM89 188V189H86ZM124 192H123V189ZM127 187V188H126ZM146 187V188H145ZM167 187V188H166ZM23 188V189H22ZM41 191L42 188V192L40 193L39 191ZM49 188V189H47ZM100 188V189H99ZM120 188V189H119ZM132 188H134L132 190ZM143 188V189H142ZM145 188V189H144ZM3 189V190H2ZM10 189V190H9ZM31 189V190H29ZM51 189V190H50ZM60 189V190H59ZM62 189V191H61ZM67 189V190H66ZM70 189V191H68ZM84 189V190H83ZM128 189H130L129 191H127ZM137 189V190H136ZM147 189V191H146ZM154 189V191L152 190ZM259 189L262 190L261 187H259ZM17 190V191H16ZM47 190L49 191V193H47ZM57 190V191H56ZM59 190V191H58ZM78 192H76V191ZM86 190V192H85ZM95 190V192H94ZM104 193H103V191ZM108 190V191H107ZM113 190V195L111 193V191ZM116 190V191H115ZM121 190V192H120ZM132 190V191H131ZM167 190V191H166ZM27 191L29 192V194L27 193ZM44 191V194H43ZM46 191V192H45ZM51 191V192H50ZM56 191V192H55ZM87 191L89 192L87 195L85 193H87ZM91 191V192H90ZM96 191H98L99 193H97ZM106 191V192H105ZM110 191V192H109ZM119 191V193H118ZM127 195H123L125 193H127ZM152 191V192H149ZM162 193H161V192ZM18 192V193H17ZM33 192V193H32ZM71 192V193H70ZM80 192L82 193V195L80 196ZM85 192V193H84ZM108 192V193H107ZM137 193V196L135 195ZM142 195H141V193ZM232 192V191H231ZM263 192H264V188H263ZM5 193V194H4ZM12 193V194H11ZM17 193V194H16ZM21 193V194H20ZM32 193V194H31ZM40 193V194H39ZM77 193V195H76ZM91 193V194H90ZM107 193V194H106ZM132 193V194H131ZM134 193V194H133ZM155 193V194H154ZM164 193V194H163ZM212 193V194H211ZM233 193V192H232ZM11 194V196H9ZM20 194V195H19ZM46 196L45 198L42 196ZM57 194V195H56ZM61 194V195H59ZM63 194V195H62ZM66 194V195H65ZM74 194V196H73ZM97 194V195H96ZM104 194V195H102ZM106 194V195H105ZM237 197V199H249L252 200L255 198V195H253L254 193L251 192L249 194H241V193H234ZM8 195V196H7ZM39 195V196H38ZM41 195V196H40ZM48 195V196H47ZM50 195V196H49ZM56 195V196H55ZM116 195V196H115ZM133 195V196H132ZM144 195V196H143ZM146 195V196H145ZM154 195V196H153ZM161 195V197L159 196ZM179 195V196H178ZM25 196V197H24ZM52 196V199H51ZM54 196V198H53ZM63 196V197H62ZM78 196L80 198H78ZM89 200H88V198ZM96 196V197H93ZM103 196V197H102ZM108 200H107V198ZM111 196V197H110ZM119 196V199H118ZM123 196H125L123 198ZM130 196V197H129ZM136 196V197H135ZM139 196V197H138ZM143 196V197H141ZM160 199H159V197ZM49 197V198H48ZM62 197V198H61ZM67 197V198H66ZM73 197H76L73 198ZM83 197V198H82ZM98 197V198H97ZM102 197V198H100ZM114 197V198H113ZM116 197V199H115ZM149 197V198H148ZM156 197L158 199H156ZM164 197V198H163ZM166 197V198H165ZM32 198V199H31ZM40 198V199H38ZM42 198H44L45 200H43ZM56 198V199H55ZM82 198V199H81ZM87 198V199H86ZM94 198V199H93ZM96 198V200H95ZM106 198V199H105ZM110 198V199H109ZM129 198V199H128ZM131 198V199H130ZM135 198V199H134ZM138 200H137V199ZM144 198V200H143ZM145 198H147L145 200ZM163 198V199H162ZM251 198V199H250ZM257 198V197H256ZM23 199V200H22ZM33 199H35V201H33ZM47 199V200H46ZM60 199V200H59ZM64 201H63V200ZM66 199V200H65ZM68 199V200H67ZM71 199V200H70ZM73 199V200H72ZM78 199V203H76L75 201ZM84 199V200H83ZM90 199H91V204L94 201L93 205L90 204ZM100 199V200H99ZM103 199V200H102ZM111 199L113 201H111ZM115 199V200H114ZM122 199H124L125 201H123ZM127 199V200H126ZM133 199V201H132ZM167 199V202H166ZM220 199V200H219ZM260 200H264V196H261L260 198H258ZM54 200L56 202V204L54 203ZM59 200V201H58ZM70 200V201H69ZM88 201V202H85ZM99 200V202H98ZM118 200V201H117ZM120 200V201H119ZM129 200V201H128ZM137 200V201H136ZM150 200V201H149ZM157 200V201H156ZM196 200V201H195ZM206 200V201H205ZM46 201V202H45ZM48 201V202H47ZM50 201H53L50 203ZM58 201V202H57ZM68 201V202H65ZM80 201V202H79ZM96 201V202H95ZM103 201V203H102ZM128 201V203H127ZM140 201V202H139ZM142 201V203H141ZM159 201V202H158ZM226 201V202H225ZM28 202V203H27ZM36 202L37 204H41V206L43 207V209L41 210V207H39L40 205L35 204ZM42 202V203H41ZM45 202V203H44ZM64 202V203H63ZM74 202V203H73ZM85 202V203H84ZM113 202V203H112ZM133 202V203H132ZM148 202V204H147ZM158 202V203H156ZM225 202V203H224ZM12 203V205H11ZM44 203V204H43ZM50 203V206L47 205ZM60 203V204H59ZM63 203V204H62ZM75 205L73 206L72 205ZM79 203H83V204H79ZM99 203V204H98ZM101 203V204H100ZM122 203V204H120ZM125 203V204H124ZM140 203V204H139ZM163 203V204H162ZM14 204V206H13ZM24 204V205H23ZM30 204V205H29ZM33 204V205H32ZM52 204V205H51ZM70 204V205H68ZM87 204V205H86ZM106 204V206H105ZM130 204V205H129ZM133 204V205H132ZM142 204V205H141ZM151 204V205H150ZM17 205V206H16ZM29 205V206H28ZM66 207H64V206ZM96 208H95V206ZM104 205V206H103ZM114 205V206H113ZM117 205V206H116ZM120 205V206H119ZM126 205V206H125ZM144 205V206H143ZM149 205V207H147ZM157 205V206H156ZM32 206V208L30 207ZM57 206V208H55ZM73 206V207H72ZM79 206V207H77ZM81 206V207H80ZM83 206V207H82ZM86 206V207H85ZM88 206V207H87ZM94 206V207H93ZM98 206V207H97ZM101 206V207H100ZM122 206V208L120 209V207ZM128 206V207H127ZM146 206V207H145ZM161 206V207H160ZM23 209H22V208ZM50 207V208H49ZM59 207V208H58ZM64 207V208H63ZM69 207V209H68ZM105 207V209L103 208ZM107 207V208H106ZM110 209H109V208ZM116 207V208H115ZM127 209H126V208ZM136 207H138L136 209ZM11 208V209H10ZM19 208V209H18ZM25 208V209H24ZM46 208V209H45ZM99 208V209H98ZM102 208V209H101ZM133 208V209H131ZM145 208V209H144ZM150 208V209H149ZM177 208V209H176ZM51 209V210H50ZM56 209V210H55ZM62 209V211H61ZM77 209V210H76ZM80 209V211H79ZM86 211H85V210ZM91 209V210H90ZM94 209V210H93ZM98 209V210H97ZM120 209V210H119ZM125 209V211H124ZM141 209H144L141 210ZM159 211H157V210ZM170 210L172 213H174L172 215V217L177 218L180 217L183 221L182 227H174L175 224H168L165 221V218L163 216L164 214V210ZM214 209V210H212ZM3 210V211H2ZM24 210V211H23ZM34 210L36 212H34ZM47 210V211H46ZM67 212H65V211ZM77 212H76V211ZM103 210V211H102ZM106 210H109L108 213ZM113 210V211H112ZM115 210V211H114ZM136 210V211H135ZM149 210H151L150 212H148ZM177 210V211H176ZM216 210V211H215ZM17 211V212H16ZM20 211V212H19ZM39 211V212H38ZM58 211V213H57ZM64 211V212H63ZM79 211V212H78ZM92 211V212H91ZM98 211V212H97ZM107 212V216L104 215ZM121 211V212H120ZM127 211V212H126ZM133 211H135L133 213ZM145 214H142V212ZM176 213H175V212ZM179 211V212H178ZM189 211V212H187ZM191 211V212H190ZM194 211V212H193ZM15 212V213H14ZM25 212V213H24ZM88 212V213H86ZM101 212V213H100ZM104 212V213H103ZM140 212V213H139ZM151 212L153 213V215H151ZM185 214H184V213ZM236 210L234 209H230V216H234L235 215ZM40 213V214H39ZM53 213V214H52ZM63 215H62V214ZM76 213V214H75ZM78 213V215H77ZM84 213V215L82 214ZM93 213H95L93 215ZM113 213V214H112ZM128 213V214H127ZM136 213V214H135ZM150 214V215H146ZM160 213V214H159ZM193 213V214H192ZM198 213V214H197ZM234 213V214H233ZM252 212L249 210L248 214H251ZM19 214V215H18ZM58 214V215H57ZM98 214L100 217L99 218ZM103 214V215H102ZM115 214L119 215V216H115ZM123 216H122V215ZM125 214V215H124ZM138 214V215H137ZM142 214V215H140ZM178 214V216H177ZM183 216H182V215ZM211 214V215H210ZM26 215V216H25ZM28 215V216H27ZM35 215V216H33ZM60 215V217H59ZM73 215V216H71ZM76 215V216H75ZM131 215V216H130ZM137 215V216H136ZM144 215V216H143ZM2 216V217H1ZM39 216V217H38ZM62 216H64L62 218ZM81 216V217H80ZM88 216V217H87ZM95 216V217H94ZM112 216V217H111ZM128 216V217H126ZM145 216H147L145 218ZM149 216H153L152 219L151 217L149 218ZM158 216V217H157ZM189 216V217H188ZM5 217V218H4ZM21 217V218H20ZM27 217V219H26ZM49 217V218H48ZM57 217V218H56ZM67 217V218H66ZM71 217V218H70ZM78 217V219H77ZM87 217V218H86ZM104 217V218H103ZM122 219H121V218ZM124 217V218H123ZM139 217H141V220L139 219ZM155 217V218H154ZM218 219H217V218ZM2 218V219H1ZM24 218V219H23ZM32 218V219H31ZM34 218V219H33ZM66 218V220H64ZM74 218V219H73ZM113 218V219H112ZM119 218L118 222L117 219ZM131 218V219H130ZM133 218V219H132ZM148 218V219H147ZM154 218V219H153ZM162 218V219H161ZM22 219V220H21ZM50 219V220H49ZM55 219V220H54ZM60 219V220H59ZM77 219V220H76ZM93 219V220H92ZM99 219V220H96ZM136 219V221H135ZM160 219V220H159ZM189 219V220H188ZM191 219V220H190ZM15 220V221H14ZM30 220V221H29ZM39 220V221H38ZM63 220L65 222H63ZM83 220V221H82ZM89 222H88V221ZM101 220V221H100ZM123 222H122V221ZM124 220L126 223H124ZM187 220L189 222H187ZM22 223H21V222ZM24 221V222H23ZM28 223H27V222ZM32 221H34V223H32ZM38 221V222H37ZM43 221V222H41ZM46 221V222H45ZM60 221V222H59ZM74 221V222H73ZM86 221V222H85ZM91 221V222H90ZM93 221V222H92ZM114 221V222H113ZM138 221V222H137ZM143 221V222H142ZM151 221V222H150ZM153 221V222H152ZM192 221V223H191ZM71 222V225H70ZM79 224H77V223ZM97 222V225H95ZM102 222V223H100ZM157 222V223H155ZM160 222V223H159ZM164 222V223H163ZM188 224H187V223ZM218 222V223H217ZM36 223V224H35ZM43 223V225H41ZM67 223V225H66ZM82 223V224H81ZM104 223H106L107 225H105ZM110 223V224H109ZM116 223V224H113ZM122 223V224H120ZM129 223V224H128ZM131 223V225H130ZM154 223V224H153ZM159 223V225H158ZM23 224V225H22ZM26 224V225H25ZM34 224V225H33ZM48 224V225H47ZM69 224V225H68ZM113 224V225H112ZM119 228H118V226ZM126 224V225H125ZM146 224V225H145ZM152 224V225H151ZM164 224V225H163ZM191 224V225H190ZM194 224V225H193ZM206 224V225H205ZM215 224V225H214ZM50 225V227H49ZM79 225V227H78ZM89 225V226H88ZM94 225V226H93ZM105 225V227H103ZM115 225V226H114ZM163 225V226H162ZM167 225V226H166ZM169 225V226H168ZM46 226V227H45ZM121 226V227H120ZM135 226V227H134ZM97 227V228H96ZM102 227V228H101ZM111 227V229H110ZM113 227V229H112ZM125 229H124V228ZM133 227V228H131ZM139 227V228H138ZM148 227V228H147ZM158 227V228H157ZM161 227V228H159ZM172 227V228H171ZM221 227V228H219ZM115 228V229H114ZM138 228V229H137ZM144 228V229H142ZM157 228V229H156ZM165 228V229H163ZM206 228V229H204ZM215 228V229H214ZM46 229V230H45ZM103 229V230H102ZM121 229V230H120ZM130 229V232H129ZM150 230L151 232H149L148 230ZM160 229V230H159ZM171 229V230H169ZM233 229V230H232ZM95 230V232L93 233V231ZM96 230L98 232H96ZM115 230V231H114ZM118 230V231H117ZM127 232H126V231ZM147 230V231H146ZM158 230V232H157ZM177 230V231H176ZM218 230V231H217ZM232 230V231H231ZM120 231V232H119ZM137 231V233L135 232ZM142 231V232H141ZM153 231V233H152ZM164 231V232H163ZM100 232V233H99ZM104 232V233H103ZM111 232V233H110ZM171 232V233H170ZM179 232V233H178ZM181 232V233H180ZM185 232V233H184ZM103 233V235L101 234ZM148 233L150 235H148ZM157 233V234H155ZM162 233V234H161ZM6 234V233H5ZM34 234V235H33ZM109 234V235H108ZM159 234V235H158ZM161 234V235H160ZM168 234V235H167ZM188 234V235H186ZM222 234V235H221ZM262 234V235H261ZM95 235V236H94ZM108 235V236H106ZM118 235V236H117ZM138 235V237H137ZM144 235V236H143ZM146 235V236H145ZM65 236V237H63ZM67 236V237H66ZM93 236V237H92ZM116 238H114V237ZM132 236V237H131ZM134 236V237H133ZM143 236V237H142ZM155 236V237H154ZM189 236V237H188ZM70 237V238H69ZM111 237V239H109ZM119 237V238H118ZM131 237V238H129ZM137 237L138 239V244H136L137 240H135ZM162 237V238H161ZM165 237V238H163ZM28 238V239H27ZM83 238V239H82ZM118 238V239H117ZM122 238V239H121ZM133 238V239H132ZM144 238V239H142ZM161 238V239H160ZM69 239V240H68ZM114 239V240H113ZM150 239V241H149ZM208 239V240H207ZM259 239V240H258ZM26 240V241H25ZM86 240V241H85ZM106 240V241H105ZM144 240V241H143ZM115 241V242H114ZM156 241V242H155ZM35 242V243H34ZM123 242V243H122ZM144 242L147 243L144 245ZM38 243V245L36 244ZM121 243V244H120ZM142 245H141V244ZM255 243H256V248L264 255V233H259L256 235L255 237ZM41 244V245H40ZM115 244V245H114ZM151 244V246H150ZM203 244V245H202ZM127 245V246H125ZM21 246V247H20ZM33 246V247H32ZM35 246V247H34ZM160 246V247H159ZM67 247V248H66ZM73 247V248H72ZM153 247V248H152ZM70 248V249H69ZM160 248V249H159ZM111 249V250H110ZM154 250H157V252H154ZM70 250V251H69ZM161 251V252H160ZM93 252V253H92ZM98 252V253H97ZM159 252V253H158ZM96 253V254H95ZM109 253H111V255H109ZM206 254V255H205ZM98 255V256H97ZM158 255V256H157ZM97 256V257H96ZM162 256V257H159ZM95 257V258H94ZM165 257V258H164ZM234 257V258H233ZM93 259V260H92ZM95 259V260H94ZM153 261H152V260ZM239 259V260H238ZM121 261V262H120ZM123 261V262H122ZM128 261V262H127ZM155 262V263H154ZM238 263V264H239ZM132 264V263H131Z\"/></svg>",
  "mask_w": 264,
  "mask_h": 264
},
{
  "label": "bare ground",
  "instance_id": "2",
  "mask_svg": "<svg viewBox=\"0 0 264 264\" xmlns=\"http://www.w3.org/2000/svg\"><path fill=\"white\" fill-rule=\"evenodd\" d=\"M8 1V0H7ZM17 1V0H16ZM23 1V0H22ZM29 1V0H28ZM34 0H32V2H33ZM37 1V0H36ZM35 1V2H36ZM42 1V0H41ZM65 1V0H64ZM76 1V0H75ZM79 1H81L82 2V0H79ZM90 1V0H89ZM95 1V0H94ZM102 1V0H101ZM105 1L106 0H103L102 1V4L103 3H105ZM112 1V0H111ZM121 1V0H120ZM142 1V0H141ZM149 1V0H148ZM157 1V0H156ZM160 1V0H159ZM162 1V0H161ZM10 2V1H9ZM15 2V1H14ZM20 2V1H19ZM27 2V1H26ZM31 2V1H30ZM48 2V1H47ZM46 2V3H47ZM59 2V1H58ZM62 2V1H61ZM66 2V1H65ZM67 2H69V1H67ZM85 2V1H84ZM123 2V1H122ZM124 2H126L125 0H124ZM128 2H129V0H128ZM127 2V4H131L130 2L128 3ZM134 2H135V0H134ZM149 2H151V0L149 1ZM185 2V1H184ZM64 3V2H63ZM75 3V2H74ZM77 3V2H76ZM101 3V2H100ZM111 3V2H110ZM113 4H114V2H112ZM120 3V2H119ZM135 3H137V1L135 2ZM153 2H151V4H152ZM160 3V2H159ZM163 3V2H162ZM168 3V2H167ZM175 3V2H174ZM186 3L189 5V7H190V9H189V13L188 14H190L192 17H194V18H196V19H198V21H202L203 23H204V21H206L207 23H204V24H200V25H198V26H195L194 27V29H197L198 30V32H199V30H200V32H201V30H207L208 29V31L207 32H209V34H211L210 36L212 37L213 35L215 36V37H213V38H216V39H212V40H216L215 41V45L214 44H212L211 46H215V50H213V53H210L212 56H213V60H214V62H212L213 64H214V66H215V68H214V70H216L215 71V74H214V76H213V74L212 73H214V72H210L211 74H212V76L215 78V82L214 83H216V85L218 84V86H219V90H218V88H217V86H216V88H217V94H218V98H216V101H215V103H212L211 101V99H212V94H207L208 93V91H206V94H207V96H206V94L205 93H202V96L205 94V96L207 97V101H209V105H210V107L212 108V110L210 109V108H203L202 107V111H203V109H205L204 111L205 112H203V113H201V111L199 112V113H201V115L202 114H205L204 116H203V118H205L202 122H203V124H202V129H201V131H199V129H198V132H201V133H199L200 134V138L199 139H196V140H198L197 142L198 143H200V142H202V141H204V142H202V143H205V145H211V146H213V147H221L222 149H223V157H224V160H225V162L227 163V165L230 167L229 169H227L226 171H224V173H222V174H219L220 172H218V170H216L215 168L213 169L212 168V173L210 172V176L212 177V178H215V180L217 179V180H221L220 182H224V177L226 176V175H234V176H236L237 177V180H238V182H237V184H235V186H236V188H234V189H230L231 187H232V185L230 186V188L228 187V188H225V187H219L218 186V192H219V195L217 196L218 198H220V196L221 197H227V203L224 205L223 204V208H222V214L224 215V218L226 217V220H228V222L230 223V225L233 227V229H234V232H235V236H236V254H237V257L239 258V259H243L244 261H245V264H264V255L256 248V243H255V237H256V235L257 234H259V233H264V200L262 201V200H260V199H258V198H260L261 196H264V192H263V188H264V152H263V146H264V119L262 118V117H260L259 115L258 116H253L252 114V117H251V119H250V121H248V117H246V118H244V119H247V122L245 121V120H243L242 119V117L241 116H239L240 115V113L238 114V110H239V107H240V105L237 103V101H239V102H246L247 100H250V99H252L253 98V96H259V98L260 97H262V98H264V71H262L263 70V68H264V0H186ZM27 4V3H26ZM31 4V3H30ZM36 4H38V3H36ZM35 4V5H36ZM50 4H52V3H50ZM67 4V3H66ZM65 4V5H66ZM78 4V3H77ZM81 4V3H80ZM80 4H79V7H80ZM83 4V3H82ZM113 4H111V5H113ZM121 4H123V3H121ZM125 4V3H124ZM133 4V3H132ZM176 4V3H175ZM183 4V3H182ZM239 4L241 5V6H239ZM28 5V4H27ZM26 5V6H27ZM32 5V4H31ZM39 5V4H38ZM53 5H54V8H55V5L56 4H54L53 3ZM75 5V4H74ZM86 5V4H85ZM99 5V4H98ZM106 5V4H105ZM118 5V4H117ZM135 5V4H134ZM141 5V4H140ZM162 5V4H161ZM171 5H173V4H171ZM8 6V5H7ZM33 6H34V4H33ZM51 6V5H50ZM60 6H61V4H60ZM149 6V5H148ZM151 6V5H150ZM159 6H160V4H159ZM158 6V7H159ZM169 6V5H168ZM9 7V6H8ZM13 7H15V6H13ZM28 7V6H27ZM101 7V6H100ZM102 7H105V6H102ZM122 7V6H121ZM127 7V6H126ZM132 7V6H131ZM134 7V6H133ZM137 7V6H136ZM146 7V6H145ZM144 7V8H145ZM158 7H156V9H158ZM167 7V6H166ZM175 7H177V5L175 6ZM179 7V6H178ZM10 8V7H9ZM30 8H33V7H31L30 6ZM38 8V7H37ZM52 8V7H51ZM61 8V7H60ZM64 8V7H63ZM77 8V7H76ZM88 8H90V7H88ZM115 8V7H114ZM119 8V7H118ZM118 8L116 7V9H117V11H119L118 10ZM123 8V7H122ZM125 8V7H124ZM129 6H128V10H129ZM135 8V7H134ZM133 8V9H134ZM139 8V7H138ZM150 8V7H149ZM163 8V7H162ZM172 8V7H171ZM181 8H183V7H181ZM26 9H29V8H26ZM70 9V8H69ZM81 9H83V10H86V9H84V8H81ZM106 9H108L107 7H106ZM120 9V8H119ZM127 9V8H126ZM142 9V8H141ZM176 9V8H175ZM188 9V8H187ZM2 10V9H1ZM24 10V9H23ZM30 10H32V9H30ZM29 10V11H30ZM66 10V9H65ZM64 10V11H65ZM96 10V9H95ZM121 10V9H120ZM125 10V9H124ZM139 11L138 9H135V11ZM161 10V9H160ZM167 10H168V8H167ZM178 9H176V11H177ZM27 11V10H26ZM35 11L37 12V10H36V8H35ZM45 11H47V10H45ZM52 11V10H51ZM55 11H57V12H59L58 10H56L55 9ZM54 11V12H55ZM77 11V10H76ZM78 11H79V9H78ZM140 11H142V10H140ZM145 11H147L146 9H145ZM151 11H152V9H151ZM164 11V10H163ZM162 11V12H163ZM171 11V10H170ZM175 11V10H174ZM175 11V12H176ZM183 11H185V10H183ZM188 11V10H187ZM1 12V11H0ZM21 12V11H20ZM53 12V11H52ZM62 12V11H61ZM83 12V11H82ZM85 12V11H84ZM89 12V11H88ZM101 12H103L102 10H101ZM112 12V11H111ZM121 12H122V14H123V11H120V14H121ZM126 12V11H125ZM148 12V11H147ZM160 12V11H159ZM166 12H168V11H166ZM172 12V11H171ZM179 12H180V10H179ZM191 12V13H190ZM1 13H3V12H1ZM24 12H22V15H24L23 14ZM30 13V12H29ZM28 13V14H29ZM33 13V12H32ZM40 13H41V11H40ZM48 13V12H47ZM51 13V12H50ZM63 13V12H62ZM68 13H69V15H70V12L68 11ZM79 13V12H78ZM108 13H109V11H108ZM114 13V12H113ZM112 13V14H113ZM128 13H130V11L128 12ZM133 13H135V12H133ZM151 13V12H150ZM184 13V12H183ZM187 13V12H186ZM186 13H184V14H186ZM19 14H21V13H19ZM36 14V13H35ZM35 14H33L34 16H35ZM45 14V13H44ZM65 14H66V11H65ZM82 14H84V13H82ZM81 14V15H82ZM87 14V13H86ZM91 14V13H90ZM101 14V13H100ZM107 14V13H106ZM140 14V13H139ZM138 14V15H139ZM145 14V13H144ZM143 14V15H144ZM149 14V13H148ZM157 14V13H156ZM172 14H175V13H171V15ZM52 15V14H51ZM58 15H61L60 13H58ZM85 15V14H84ZM110 15V14H109ZM113 15H115V14H113ZM147 15V14H146ZM145 15V16H146ZM180 15V14H179ZM12 16V15H11ZM25 16H26V12H25ZM45 16V15H44ZM62 16H63V14H62ZM68 16V15H67ZM72 16V15H71ZM96 16H97V14H96ZM100 16V15H99ZM124 16H125V13H124ZM124 16H122V17H124ZM131 16V15H130ZM132 16H134V15H132ZM136 17H137V14L135 15ZM142 16V15H141ZM9 17V16H8ZM28 17V16H27ZM53 18H54V16H52ZM51 17V18H52ZM55 17H57V16H55ZM61 17V16H60ZM69 17V16H68ZM73 17V16H72ZM75 18H77L76 16H74ZM87 18H88V16H86ZM108 17H112V15L111 16H108ZM127 17V16H126ZM170 17V16H169ZM189 17V16H188ZM7 18V16L4 18V19H6ZM10 18H12V17H10ZM10 18H8L9 19V21L11 22V20H10ZM62 18H65V17H62ZM90 19H91V17H89ZM94 19H95V17H93ZM97 18H99V17H97ZM96 18V19H97ZM107 18V17H106ZM139 18H141V17H139ZM182 18V17H181ZM187 18V17H186ZM2 19V18H1ZM0 19V20H1ZM3 19V20H4ZM7 19V20H8ZM22 19V21H23V18H21ZM66 19V18H65ZM78 19V18H77ZM81 19V18H80ZM90 19H88V20H90ZM108 19V18H107ZM111 19H113V18H111ZM125 19V18H124ZM150 19V18H149ZM161 19V18H160ZM223 20V21H219L218 22V20ZM13 21H14V19H12ZM17 20V19H16ZM25 20V19H24ZM52 20V19H51ZM54 20V19H53ZM57 20H59V19H57ZM61 20V19H60ZM67 20V19H66ZM65 20V21H66ZM69 20H71V19H69ZM68 20V21H69ZM72 20H74V19H72ZM100 20V19H99ZM109 20V19H108ZM127 20H128V18H127ZM143 20V19H142ZM146 20H147V18H146ZM157 20H158V18H157ZM162 20H164V19H162ZM48 21H49V19H48ZM63 21V20H62ZM84 21V20H83ZM86 21H87V19H86ZM90 21H92L93 22V20H90ZM148 21H150V20H147V23H148ZM160 21V20H159ZM208 21H211L212 23L211 24H209V22ZM1 22H2V20H1ZM4 22V21H3ZM6 22V21H5ZM4 22V23H5ZM46 22H47V20H46ZM59 22V21H58ZM64 22V21H63ZM77 22V21H76ZM82 22V21H81ZM85 22V21H84ZM95 22V21H94ZM107 22V21H106ZM113 22V21H112ZM117 23H118V21H116ZM157 22V21H156ZM193 22H195V21H193ZM201 22V23H202ZM220 22H222V25H221V23ZM19 23H20V21H19ZM56 23V22H55ZM54 23V24H55ZM60 23V22H59ZM67 23V22H66ZM88 23H90V22H88ZM98 23H99V21H98ZM101 23V22H100ZM110 23H111V21H110ZM159 23V22H158ZM160 23H161V21H160ZM162 23H163V21H162ZM161 23V24H162ZM189 23V22H188ZM198 23V22H197ZM200 23V22H199ZM220 23V25H216V24H219ZM26 24V23H25ZM58 24V23H57ZM61 24V23H60ZM59 24V25H60ZM75 24V23H74ZM83 23H81V25H82ZM93 24H95V23H93ZM92 24V25H93ZM113 24V23H112ZM121 24V23H120ZM123 24V23H122ZM127 24H128V22H127ZM141 24V23H140ZM150 24V23H149ZM205 24H207V25H205ZM5 25V24H4ZM12 25V24H11ZM21 25V24H20ZM23 25V24H22ZM73 25V24H72ZM78 25H79V23L77 24V27H78ZM129 25H130V23H129ZM148 25V24H147ZM186 25V24H185ZM190 25V24H189ZM194 25V24H193ZM192 25V26H193ZM196 25V24H195ZM16 26V25H15ZM71 26V25H70ZM75 26V25H74ZM91 26V25H90ZM93 26H95V25H93ZM93 26H91V28L93 27ZM132 26V25H131ZM133 26H135V25H133ZM154 26V25H153ZM161 26V25H160ZM191 26V27H192ZM0 27H3V26H0ZM21 27V26H20ZM24 27H25V25H24ZM59 27H61V26H59ZM58 27V28H59ZM62 27L64 28V26L62 25ZM62 27L60 28V29H62ZM68 26H66V28H67ZM76 27V26H75ZM81 27V26H80ZM110 27V26H109ZM115 27V26H114ZM143 27V26H142ZM152 27V26H151ZM156 27V26H155ZM155 27H153V28H155ZM222 27H223V30H225L224 32L222 31ZM9 28V27H8ZM30 28V27H29ZM28 28V29H29ZM33 28V27H32ZM32 28H30V29H32ZM53 28V27H52ZM54 28H55V26H54ZM53 28V29H54ZM72 28V27H71ZM82 28H83V26H82ZM86 28V27H85ZM90 28V27H89ZM90 28V29H91ZM100 28V27H99ZM108 28V27H107ZM111 28V27H110ZM160 28V27H159ZM186 29H188V30H190L189 29V27L187 28V27H185ZM4 29H7V27L6 28H4ZM14 29H16V28H14ZM13 29V30H14ZM29 29V30H30ZM65 29V28H64ZM64 29L62 30V32L64 31ZM73 29H75L74 27H73ZM90 29H89V31H90ZM95 29V28H94ZM116 29H117V27H116ZM161 29H162V27H161ZM193 29V28H192ZM59 30V29H58ZM79 30H81V29H79ZM82 30H86V29H82ZM96 30V29H95ZM118 30H120V27H119V29ZM128 30V29H127ZM149 30V29H148ZM147 30V31H148ZM150 30H152V29H150ZM22 31V30H21ZM27 31V30H26ZM48 31V30H47ZM50 31V30H49ZM73 31V30H72ZM94 31V30H93ZM97 31V30H96ZM99 31V30H98ZM115 31H117V30H115ZM122 31V30H121ZM136 31H137V29H136ZM142 31V30H141ZM145 31V30H144ZM153 31H155L156 33H157V31H156V29L155 30H153ZM160 31V30H159ZM167 31V30H166ZM29 32V31H28ZM32 32V31H31ZM56 32V31H55ZM54 32V33H55ZM60 32L61 31H59V33H58V36L60 35ZM81 32V31H80ZM87 32V31H86ZM104 32H106L105 30H104ZM126 32V31H125ZM129 32V31H128ZM152 32V31H151ZM161 32V31H160ZM168 32V31H167ZM170 32V31H169ZM192 33H193V30L191 31ZM199 32V33H200ZM205 32V31H204ZM207 32H205V34L207 33ZM9 33V32H8ZM15 33H16V31H15ZM22 33H25V32H22ZM36 33H37V31H36ZM47 33H49V32H47ZM95 33V32H94ZM120 33V32H119ZM122 33H123V31H122ZM141 33V32H140ZM145 33H146V31H145ZM153 33V32H152ZM151 33V34H152ZM162 33V32H161ZM164 33V32H163ZM162 33V34H163ZM188 33V32H187ZM34 34V31H33V33H32V35ZM51 34H53L52 32H51ZM56 34V33H55ZM61 34H63V33H61ZM64 34H65V31H64ZM73 34V33H72ZM79 34V33H78ZM83 34H85V33H83L82 32V36H83ZM96 34H98V33H96ZM129 34V33H128ZM127 34V35H128ZM136 34V33H135ZM144 34V33H143ZM155 34V33H154ZM153 34V35H154ZM158 34H159V32H158ZM157 34V35H158ZM165 34V33H164ZM163 34V35H164ZM184 34V33H183ZM191 34V33H190ZM198 34V33H197ZM209 34H207V35H209ZM213 34V35H212ZM15 35V34H14ZM40 35H41V32H40ZM39 35V37H40V40H43V39H41V36ZM66 35H67V30H66ZM88 35H90V34H88ZM137 35H139V34H137ZM145 35V34H144ZM152 35V36H153ZM160 35V34H159ZM163 35H161L160 37L162 38L163 37ZM168 35H169V33H168ZM184 35H186V34H184ZM191 35H193V34H191ZM195 35H196V33H195ZM194 35V36H195ZM206 35V36H207ZM8 36H10V35H8ZM18 36V35H17ZM21 36V35H20ZM43 36H44V34H43ZM54 36V35H53ZM53 36H51L52 38H53ZM63 36V35H62ZM61 36V37H62ZM76 36V35H75ZM91 36V35H90ZM100 36V35H99ZM129 36V35H128ZM127 36V37H128ZM140 36H142V35H140ZM140 36H137L138 38H140ZM146 36V35H145ZM144 36V37H145ZM148 36V35H147ZM152 36H149V37H147V38H152ZM165 36V35H164ZM171 36V35H170ZM190 36V35H189ZM199 36L201 37L202 35H200L199 34ZM209 36V37H210ZM5 37V36H4ZM14 37V36H13ZM15 37H16V35H15ZM56 37V36H55ZM54 37V38H55ZM60 37V36H59ZM65 37V36H64ZM135 37V36H134ZM156 37V36H155ZM193 36H191L190 38H192ZM198 37V36H197ZM204 37V36H203ZM8 38H10V37H8ZM44 38V37H43ZM86 38V37H85ZM94 38V37H93ZM101 38V37H100ZM137 38V39H138ZM147 38H145L146 40H147ZM150 38V40H152ZM161 38H159V39H161ZM163 38H165V37H163ZM187 38H189L188 36H187ZM186 38V39H187ZM205 38V37H204ZM13 40H17V38H12ZM51 39V38H50ZM50 39H49V41H50ZM55 39H57V38H55ZM55 39L53 40V42L55 41ZM65 39V38H64ZM137 39H135V41L137 40ZM142 39H143V37H142ZM145 39H143V40H145ZM169 39V38H168ZM172 38H170V40H171ZM185 39V38H184ZM201 39V38H200ZM206 39H208V38H205V40ZM9 40V39H8ZM20 41H21V39H19ZM25 40V39H24ZM27 40V39H26ZM61 40V39H60ZM66 40V39H65ZM83 40H86V39H83ZM89 40H90V38H89ZM98 40V39H97ZM140 40V39H139ZM164 40V39H163ZM162 39L161 40H159V41H163ZM189 40V42H190V39H188ZM202 40V39H201ZM3 41V40H2ZM29 41V40H28ZM62 41V40H61ZM64 41V40H63ZM67 41V40H66ZM95 41H96V38H95ZM101 41V40H100ZM99 41V42H100ZM138 41V40H137ZM148 41V40H147ZM167 41V40H166ZM177 41H178V39H177ZM192 42L193 41H195V40H191ZM198 41V40H197ZM207 41H209V40H207ZM206 41V42H207ZM211 41V40H210ZM209 41V42H210ZM9 42V41H8ZM22 42V41H21ZM20 42V43H21ZM30 42V41H29ZM41 42V41H40ZM52 42V43H53ZM68 42V41H67ZM81 42V41H80ZM89 42H91V40L89 41ZM88 42V43H89ZM104 42H105V39H104ZM109 42V41H108ZM132 42H133V40H132ZM139 42V41H138ZM155 42V41H154ZM157 42V41H156ZM164 42V41H163ZM171 42V41H170ZM170 42H167V43H170ZM180 42V41H179ZM183 42V41H182ZM191 42V43H192ZM202 42H203V40H202ZM2 43V42H1ZM5 43H7V42H4V44ZM19 43V42H18ZM47 43V42H46ZM45 42L43 43V44H46ZM52 43H51V45H52ZM62 43V42H61ZM86 43V42H85ZM94 43H97V42H94ZM106 43H107V41H106ZM110 43V42H109ZM150 43V42H149ZM164 43H166V42H164ZM181 43V42H180ZM191 43H190V45L189 46H191ZM196 43V42H195ZM208 43V42H207ZM13 44H17L16 42H13ZM37 44V43H36ZM58 44H60L59 42H58ZM63 44V43H62ZM64 44H65V42H64ZM143 44H145V43H143ZM147 44V43H146ZM152 44V43H151ZM156 44V43H155ZM159 44V43H158ZM157 44V45H158ZM162 44V43H161ZM161 44H159V45H161ZM199 44H201V41H199ZM27 45V44H26ZM40 45H41V43H40ZM48 45V44H47ZM56 45V44H55ZM61 45V44H60ZM66 45V44H65ZM80 45H82V44H80ZM97 45V44H96ZM96 45H95V47H96ZM102 45V44H101ZM133 45H135V44H133ZM137 45V44H136ZM142 45V44H141ZM153 45V44H152ZM151 45V46H152ZM167 45V44H166ZM170 45V44H169ZM167 46V47H170V46ZM176 46H177V44H175ZM181 45H182V43H181ZM205 45V44H204ZM10 46V45H9ZM23 46H25V45H23ZM30 46V45H29ZM49 46V45H48ZM64 46V45H63ZM69 46V45H68ZM88 46V45H87ZM99 46V45H98ZM106 46V45H105ZM150 46V45H149ZM156 46V45H155ZM154 46V47H155ZM175 46V47H176ZM185 46V45H184ZM198 46V45H197ZM199 46H201V45H199ZM198 46V47H199ZM206 46V45H205ZM15 47H16V45H15ZM50 47V46H49ZM55 47H57V45L55 46ZM58 47H59V45H58ZM79 47V46H78ZM100 47V46H99ZM98 47V48H99ZM103 47V46H102ZM157 47V46H156ZM161 47V46H160ZM163 47V46H162ZM172 47V46H171ZM170 47V48H171ZM174 47V46H173ZM174 47V48H175ZM188 47V46H187ZM193 46H191V47H189L188 49H190V48H192ZM202 47V46H201ZM200 47V50H202V48ZM204 47V46H203ZM209 47V46H208ZM12 48V47H11ZM14 48V47H13ZM20 48H22V46H20ZM33 48V47H32ZM37 48V47H36ZM43 48V47H42ZM79 48H81V47H79ZM139 48V47H138ZM142 48V47H141ZM141 48H140V50H141ZM147 48V47H146ZM164 49H165V47H163ZM169 48V49H170ZM194 48V47H193ZM195 48H196V46H195ZM194 48V49H195ZM212 48V47H211ZM214 48V47H213ZM8 49V48H7ZM7 49H6V51H7ZM19 49V48H18ZM25 49H26V47H25ZM44 49V48H43ZM45 49H47V48H45ZM52 49H53V47H52ZM55 49V48H54ZM58 49V48H57ZM56 49V50H57ZM88 49V48H87ZM176 49H178V48H176ZM175 49V50H176ZM180 49V48H179ZM182 49V48H181ZM183 49H184V47H183ZM187 49V50H188ZM205 49H208L207 47L205 48ZM22 50H23V48H22ZM34 50H35V48H34ZM81 50V49H80ZM137 50V49H136ZM152 50V49H151ZM156 50V49H155ZM159 50V49H158ZM161 50V49H160ZM172 50H173V48H172ZM171 50V51H172ZM175 50L174 51H172V52H174L175 53ZM185 50H186V48H185ZM204 50V49H203ZM15 51V50H14ZM17 51V50H16ZM25 51V50H24ZM36 51V50H35ZM39 51V50H38ZM48 51H49V48H48ZM53 51V50H52ZM83 51H84V47H83ZM138 51V50H137ZM165 50H163V52H164ZM167 51H169L168 49H167ZM190 51V50H189ZM199 50H197V52H198ZM208 51H212V50H208ZM207 50H206V52L205 53H207L208 52ZM1 52V51H0ZM29 52H31V51H29ZM37 52V51H36ZM40 52V51H39ZM158 52V51H157ZM182 52V51H181ZM181 52L179 53V55L181 54ZM186 52V51H185ZM201 52V51H200ZM13 53V52H12ZM18 53H21L20 51L18 52ZM32 53H34V52H31V54ZM83 53H85V52H83ZM155 53V52H154ZM161 53V52H160ZM191 53V52H190ZM190 53H188L187 52V54H190ZM202 53V52H201ZM208 53V54H209ZM13 54H15V53H13ZM17 54V53H16ZM43 54V53H42ZM90 54V53H89ZM102 54V53H101ZM171 54V53H170ZM183 55H185L184 53H182ZM194 54H195V52H194ZM198 54H200V53H198ZM207 54V55H208ZM10 55V54H9ZM26 55V54H25ZM28 55V54H27ZM39 55H41L40 53H39ZM38 55V56H39ZM44 55V54H43ZM94 55V54H93ZM104 55V54H103ZM102 55V56H103ZM163 55H165V53L163 54ZM177 55V54H176ZM22 56H23V54H22ZM42 56V55H41ZM45 56V55H44ZM75 56V55H74ZM73 56V59L75 58ZM91 56V55H90ZM105 56H107V55H105ZM152 56H156L155 54H153ZM167 56H168V52H167ZM190 56V55H189ZM4 57V56H3ZM11 57H12V55H11ZM14 57V56H13ZM17 57V56H16ZM27 57V56H26ZM35 57V56H34ZM95 57H100L99 55L97 56H95ZM162 57V56H161ZM164 57V56H163ZM173 57H174V55H173ZM172 57V55L170 56V58H173ZM186 57V56H185ZM188 57V56H187ZM193 57V56H192ZM195 57V56H194ZM197 57V56H196ZM205 57V56H204ZM206 57H208V56H206ZM210 57V56H209ZM2 58V57H1ZM15 58V57H14ZM19 58V57H18ZM24 58H25V56H24ZM76 58H78V57H76ZM75 58V59H76ZM87 58V57H86ZM154 58H156V57H154ZM160 58V57H159ZM158 58V59H159ZM165 58V57H164ZM169 58V57H168ZM198 58V57H197ZM199 58H202V54H201V57H199ZM198 58V59H199ZM38 59V58H37ZM71 59V58H70ZM92 59V58H91ZM99 59H101V58H99ZM157 59V60H158ZM181 59H183V58H181ZM197 59V60H198ZM208 59V58H207ZM65 60V59H64ZM72 60V59H71ZM77 60V59H76ZM80 60V59H79ZM120 60V58L119 59H117V63L118 64H120L119 61ZM160 60V59H159ZM168 60H170V59H168ZM178 60V59H177ZM180 60V59H179ZM184 60H187V58H184L183 59V61ZM189 60H190V58H189ZM194 60H195V58H194ZM204 60H206V59H204ZM212 60V61H213ZM4 61V60H3ZM16 61V60H15ZM21 61V60H20ZM28 61V60H27ZM33 61V60H32ZM31 61V62H32ZM90 61V60H89ZM95 61H98V60H95ZM103 61V60H102ZM122 61V60H121ZM163 61V60H162ZM167 60H165L164 62H166ZM173 61H176L175 60V57H174V60H172V62ZM191 61V60H190ZM200 61V60H199ZM10 62H11V60H10ZM18 62V61H17ZM16 62V63H17ZM25 62H26V60H25ZM65 62H67V61H65ZM69 62V61H68ZM92 62V61H91ZM106 62V61H105ZM110 61H108V63H109ZM112 62V61H111ZM116 62V60L114 61V63ZM155 62H156V60H155ZM155 62H153L152 64H155ZM160 62H161V60H160ZM189 62V61H188ZM188 62H184V64L185 63H188ZM201 62V61H200ZM206 62V61H205ZM209 62H211V61H209ZM9 63V62H8ZM33 63V62H32ZM36 63V62H35ZM40 63V62H39ZM103 63V62H102ZM122 63V62H121ZM168 63V62H167ZM169 63H171V62H169ZM178 63V62H177ZM179 63H180V61H179ZM181 63H183V62H181ZM193 63V62H192ZM196 63V62H195ZM203 63H204V61H203ZM207 63V62H206ZM13 63H11V65H12ZM15 64V63H14ZM27 64V63H26ZM41 64V63H40ZM93 64V63H92ZM105 64V63H104ZM158 64V63H157ZM156 64V65H157ZM172 64V63H171ZM194 64V63H193ZM193 64H192V66H193ZM199 64V63H198ZM2 65V64H1ZM16 65V64H15ZM34 65V64H33ZM36 65V64H35ZM96 65V64H95ZM99 65H101V64H99ZM106 65V64H105ZM110 66H111V64H109ZM165 65V64H164ZM164 65H162V68H163V66ZM173 65H175V64H173ZM190 65V64H189ZM196 66H197V64H195ZM209 65V64H208ZM207 65V66H208ZM26 66V65H25ZM117 66V65H116ZM115 66V67H116ZM158 66H159V64H158ZM182 66H183V64H182ZM200 66V65H199ZM198 66V67H199ZM212 65H211V63H210V67H211ZM213 66V67H214ZM37 67V66H36ZM101 67V66H100ZM102 67H105L104 65L102 66ZM106 67H107V65H106ZM114 67V69L117 71L118 69H116ZM157 67V66H156ZM164 67H166V66H164ZM169 66L167 65V68H168ZM179 67H181V66H179ZM184 67V66H183ZM187 67V66H186ZM186 67H184V68H186ZM190 67V66H189ZM0 68H1V66H0ZM4 68V67H3ZM11 68V67H10ZM13 68V67H12ZM17 68V67H16ZM34 68V67H33ZM161 68V69H162ZM167 68H166V70H167ZM170 69H171V67H169ZM178 68V67H177ZM183 68V69H184ZM207 68V67H206ZM2 69V68H1ZM35 69L36 68H34V71H35ZM107 69V68H106ZM111 69V68H110ZM120 69V68H119ZM164 69V68H163ZM173 69V68H172ZM186 69H188V68H186ZM194 69V68H193ZM195 69L196 70H198L196 67H195ZM201 69H203L202 67L200 68V71H196V72H201L202 70ZM211 69H213V68H211ZM2 70H4V69H2ZM19 70H20V68H19ZM169 70V69H168ZM177 70H179V69H177ZM176 70V71H177ZM182 70V69H181ZM204 70H206V69H204ZM210 70V69H209ZM36 71H39V69L37 70L36 69ZM101 71V70H100ZM173 71V70H172ZM188 71V70H187ZM189 71H191V70H189ZM195 71V70H194ZM208 71V70H207ZM206 71V72H207ZM4 72H5V70H4ZM3 72V73H4ZM20 72V71H19ZM25 72V71H24ZM31 72V71H30ZM33 72V71H32ZM111 72H113V71H111ZM164 72H168V71H164ZM169 72H170V70H169ZM168 72V73H169ZM183 72V71H182ZM209 72V71H208ZM9 73V72H8ZM17 73V72H16ZM108 73V72H107ZM114 73V72H113ZM173 73V72H172ZM187 73H189V72H187ZM5 74H7V73H5ZM15 74V73H14ZM18 74H20V73H18ZM43 75H44V73H42ZM170 75H171V73H169ZM175 74V73H174ZM180 74V73H179ZM189 74H192V73H189ZM187 75V76H190V75ZM195 73H193L190 77H192V76H194V78H195V75H197V74H195ZM211 74H209V75H211ZM3 75V74H2ZM23 75H26V74H23ZM46 75V74H45ZM45 75H44V78L43 79H45ZM54 76H56L55 74H53ZM93 75V74H92ZM101 75H102V73H101ZM166 75V74H165ZM169 75V76H170ZM182 75V74H181ZM184 75H186V72H185V74ZM1 76V75H0ZM30 76H33V75H30ZM35 76H36V74H35ZM42 76V75H41ZM47 76L48 75H46V79H47ZM52 76V75H51ZM107 76V75H106ZM105 76V77H106ZM112 77L111 75H108V77L107 78H110V77ZM187 76H186V78H187ZM199 76V75H198ZM201 76V75H200ZM199 76V77H200ZM5 77V76H4ZM3 77V78H4ZM20 77V76H19ZM28 77V76H27ZM49 77V76H48ZM166 77V76H165ZM170 77H174L173 76V74H172V76H170ZM178 77H182V76H178ZM184 77V76H183ZM204 77H206L205 76V74H204ZM9 78V77H8ZM7 78V79H8ZM25 78V77H24ZM33 78H35L34 76H33ZM37 78H38V76H37ZM36 78V79H37ZM54 78V77H53ZM90 78H91V76H90ZM93 78H94V76H93ZM98 79H99V77H97ZM101 78V77H100ZM103 78V77H102ZM164 78V77H163ZM189 78V77H188ZM198 78V77H197ZM201 78V77H200ZM211 78V77H210ZM10 79V78H9ZM30 79H32L31 77H30ZM48 79H50V77L48 78ZM65 79V78H64ZM67 79V78H66ZM65 79V80H66ZM89 79V78H88ZM112 79V78H111ZM113 79H114V77H113ZM192 79H193V77H192ZM202 79H204V78H202ZM211 79H213V78H211ZM24 80V79H23ZM55 80V79H54ZM57 80H59V79H57ZM73 80V79H72ZM75 80V79H74ZM90 80V79H89ZM93 80H96V79H93ZM102 80V79H101ZM104 80V79H103ZM107 80H109V79H105V81L107 82ZM168 80V79H167ZM174 80V79H173ZM177 81H178V79H176ZM175 80V81H176ZM180 80H182V79H180ZM189 80V79H188ZM209 80V79H208ZM12 81V80H11ZM18 81H20V79L18 80ZM41 81V80H40ZM39 81V82H40ZM47 81V80H46ZM50 81H52L51 79H50ZM49 81V82H50ZM86 81V83L88 82V80H85ZM84 81V82H85ZM90 81H92V78H91V80ZM185 81V80H184ZM196 82H198V79H196L195 80ZM205 81V80H204ZM206 81H207V79H206ZM211 81V80H210ZM21 82V81H20ZM38 82V81H37ZM42 82V81H41ZM44 82H45V80H44ZM48 82V81H47ZM49 82H48V84H49ZM65 82V81H64ZM94 83L95 82H98L97 80L96 81H93ZM110 82H113V80H111ZM109 82V83H110ZM114 82H116V81H114ZM173 82V81H172ZM171 82V83H172ZM181 82H183V81H181ZM192 82H194V81H191V82H189V83H191L192 84ZM200 83L202 82L201 81V79H200V81H199ZM13 83V82H12ZM19 83V82H18ZM24 83V82H23ZM30 83V82H29ZM54 83V82H53ZM57 83V82H56ZM67 83V82H66ZM65 83V84H66ZM75 83V82H74ZM85 83V85L84 86H86L87 84ZM89 83H92V82H88V84ZM99 83H100V81H99ZM104 83V82H103ZM178 83V82H177ZM180 83V82H179ZM184 83V82H183ZM210 83V82H209ZM209 83H207V84H209ZM214 83H213V86H214ZM3 84V83H2ZM44 84V83H43ZM50 84H51V82H50ZM71 83H69V85H70ZM84 84V83H83ZM105 84V83H104ZM115 84V83H114ZM114 84H113V86H114ZM116 84H118V83H116ZM174 84H176V82L174 83ZM182 84V83H181ZM188 84V83H187ZM194 84H197V83H194ZM56 85V84H55ZM68 85V84H67ZM76 86H77V84H75ZM96 85V84H95ZM108 85V84H107ZM106 85V86H107ZM110 85V87H111V84H109ZM169 85H171V84H169ZM199 84H197L196 86H198ZM203 85V84H202ZM204 85H206V83H204ZM211 85V84H210ZM210 85H208V86H210ZM11 86V85H10ZM26 86V85H25ZM44 86V85H43ZM50 86V85H49ZM82 86V85H81ZM88 86H90V85H88ZM96 86H98V85H96ZM117 86L118 85H115L113 88L115 89V87H116V89H117ZM168 86V85H167ZM179 86H181V85H179ZM193 86V85H192ZM208 86H206V87H208ZM212 86V85H211ZM2 87V86H1ZM0 87V88H1ZM5 87V86H4ZM15 87V86H14ZM27 87V86H26ZM42 87V86H41ZM52 87V86H51ZM54 87H56V86H54ZM71 87H74V85L73 86H71ZM79 87H80V85H79ZM78 87V88H79ZM91 87H93V84H92V86ZM103 87V86H102ZM101 87V88H102ZM109 87V86H108ZM107 87V88H108ZM119 87V86H118ZM171 87V86H170ZM175 87H178V86H175ZM182 87V86H181ZM183 87H185V85L183 86ZM199 87V86H198ZM204 87V86H203ZM206 87H205V89H206ZM16 88V87H15ZM40 88V87H39ZM38 88V89H39ZM44 88V87H43ZM46 88V87H45ZM53 88V87H52ZM66 88V87H65ZM189 88V87H188ZM191 88V87H190ZM193 88V87H192ZM36 89H37V87H36ZM56 89V88H55ZM67 89V88H66ZM69 89H71L72 90V88H70L69 87ZM96 89V88H95ZM100 89V88H99ZM103 89V88H102ZM104 89H106V87H104ZM104 89L102 90V91H104ZM109 89V88H108ZM119 90L121 89V88H118ZM172 89V88H171ZM179 89H180V87H179ZM199 89V91H201L200 89H202V86L200 87V88H198ZM210 89H211V87H210ZM209 89V91H212L213 89H211L210 90ZM14 90V89H13ZM27 90V89H26ZM43 90V89H42ZM46 90V89H45ZM53 90V89H52ZM65 90V89H64ZM84 90V89H83ZM93 90H94V88H93ZM92 90V91H93ZM169 90V89H168ZM173 90V89H172ZM176 89H174L173 91H175ZM186 90H188V92L187 93H189V92H191V91H189V89H186ZM192 90V89H191ZM196 90V89H195ZM195 90H193V91H195ZM207 90V89H206ZM215 90V89H214ZM29 91H30V89H29ZM36 91V90H35ZM51 91V90H50ZM56 91V90H55ZM101 91V90H100ZM101 91V92H102ZM109 91H110V89H109ZM172 91V92H173ZM178 91V90H177ZM183 91H185V90H183ZM203 91H204V89H203ZM23 92V91H22ZM37 92H39V91H37ZM42 92V91H41ZM47 92V91H46ZM45 92V93H46ZM51 92H54V91H51ZM51 92H47L48 94H50ZM64 92V91H63ZM66 92V91H65ZM64 92V93H65ZM69 92V94H70V91H68ZM87 92V91H86ZM99 92V91H98ZM112 92H115L114 90L112 91ZM119 92V91H118ZM171 92V93H172ZM186 92H184V94L186 93ZM195 92H197L198 93V91H195ZM195 92H193L194 94H196ZM202 92V91H201ZM200 92V93H201ZM205 92V91H204ZM213 93H216V92H214V91H212ZM1 93H3V92H0V94ZM6 93V92H5ZM4 93V94H5ZM57 93V92H56ZM72 93V92H71ZM76 93V92H75ZM89 93L91 94V92L89 91ZM170 93V94H171ZM24 94V93H23ZM23 94H21V95H23ZM27 95H28V93H26ZM52 94V93H51ZM66 94H68V93H66ZM68 94V95H69ZM73 94V93H72ZM87 94V93H86ZM98 94V93H97ZM161 94V93H160ZM181 94V91H180V93L179 94H175V96H177V95H180ZM190 94V93H189ZM10 95V94H9ZM40 96H41V94H39ZM43 95V94H42ZM45 95V94H44ZM58 95V94H57ZM62 95V94H61ZM61 95H59V96H61ZM64 95V94H63ZM67 95V96H68ZM93 95H95V94H93ZM100 95V94H99ZM198 95V94H197ZM201 95V94H200ZM199 95V96H200ZM214 95V94H213ZM216 95V94H215ZM7 96V95H6ZM18 93L17 92H15V93H13V96L11 95L10 97L13 99L12 101H15V103L17 102V100H18ZM26 96V95H25ZM40 96H39V98H40ZM90 95H88V97H89ZM97 96V95H96ZM172 96V95H171ZM201 96V97H202ZM204 96V97H205ZM22 98H21V100H23V99H25V98H23V96H21ZM37 97V96H36ZM42 98H43V96H41ZM51 97H52V95H51ZM53 97H56L57 98V96H54L53 95ZM64 97H66V96H64ZM70 97V96H69ZM72 97V96H71ZM71 97H70V99H71ZM76 97V96H75ZM78 97H80V96H78ZM94 98H95V96H93ZM177 97H179V96H177ZM176 97V98H177ZM189 97V96H188ZM195 97V101L197 102V101H199V100H197L196 98V95L194 96ZM203 97V98H204ZM216 97H217V95H216ZM39 98H38V101H40L39 100ZM41 98V99H42ZM47 98V97H46ZM55 98V99H56ZM61 98H62V96H61ZM90 98V97H89ZM180 98V97H179ZM178 98V99H179ZM214 98V97H213ZM4 99V98H3ZM54 99V98H53ZM58 99H59V97H58ZM64 100L66 99V98H63ZM74 99V98H73ZM72 99V101L74 102V100ZM76 99V98H75ZM96 99V98H95ZM189 99H191V97L189 98ZM199 99H201L200 100V105L202 104V98H200L199 97ZM205 99H203L204 101L203 102H205L206 103V100ZM209 99V100H208ZM255 99V98H254ZM8 100V99H7ZM45 100H47V99H45ZM57 100V99H56ZM69 100V99H68ZM97 100V102H98V99H96ZM106 100V99H105ZM192 100V99H191ZM190 100V101H191ZM211 100V101H210ZM261 100V99H260ZM5 101H6V99H5ZM11 101V102H12ZM26 101H28V100H26ZM44 101V100H43ZM50 101V100H49ZM52 101V100H51ZM58 101V100H57ZM62 102H63V100H61ZM65 101H67V100H65ZM92 101V100H91ZM104 101V100H103ZM254 101V100H253ZM252 101V102H253ZM3 101H1V103H2ZM25 102V101H24ZM29 102V101H28ZM33 102V101H32ZM35 102V101H34ZM58 102H60V101H58ZM61 102V103H62ZM69 102H70V100H69ZM72 102V103H73ZM96 102V101H95ZM210 102H211V104H210ZM214 102V101H213ZM23 103V102H22ZM64 103V102H63ZM75 103V102H74ZM91 103V102H90ZM198 102H197V104H199ZM204 103V104H205ZM9 104V103H8ZM11 104H13V105H15L14 103H11ZM29 104H30V102H29ZM32 104H34V103H32ZM57 104V103H56ZM60 104V103H59ZM67 104V103H66ZM71 104V103H70ZM195 103H193V105H194ZM206 104H208V103H206ZM4 105H5V103H4ZM11 106L10 107V109H9V107L7 108L9 111H12V112H16L15 111V109H13L14 108V106ZM44 105V104H43ZM65 105V104H64ZM68 105H69V103H68ZM91 105V104H90ZM89 105V106H90ZM96 105V104H95ZM98 105V104H97ZM192 105V106H193ZM251 105V104H250ZM256 106H257V104H255ZM24 106V105H23ZM22 106V107H23ZM26 107H27V105H25ZM48 106H49V104H48ZM52 106V105H51ZM51 106H49V110L51 109L50 107ZM59 106V105H58ZM100 106V105H99ZM98 106V107H99ZM103 106H107V104L105 105H103ZM188 106V105H187ZM195 106H199V105H194V107ZM248 106V105H247ZM252 106L253 108H257V107H259V106ZM17 107H18V105H17ZM31 107V106H30ZM37 107V106H36ZM55 107H57V106H55ZM60 107H62V106H60ZM64 107V106H63ZM68 107V106H67ZM84 107V106H83ZM82 107V108H83ZM93 107H94V105H93ZM204 107H205V105H204ZM3 108V107H2ZM33 108V107H32ZM40 108V107H39ZM58 108V107H57ZM66 108V107H65ZM78 108H79V106H78ZM85 109L87 108V107H84ZM91 108V107H90ZM106 108V107H105ZM105 108H103V109H101L102 111H104V109ZM191 108H193V107H190V109ZM198 108V107H197ZM246 108H248V107H246ZM250 108V107H249ZM29 109V108H28ZM37 110H38V108H36ZM46 109V108H45ZM63 109L64 108H62V112H63ZM66 109H68V108H66ZM65 109V110H66ZM72 109V108H71ZM88 109V108H87ZM108 109V108H107ZM195 109V108H194ZM254 109V110H255ZM4 110V109H3ZM17 110V109H16ZM21 110H23V109H21ZM31 110V109H30ZM48 110V111H49ZM59 110V109H58ZM92 110V109H91ZM98 110H99V108H98ZM106 110V109H105ZM178 110V109H177ZM177 110H175L174 111V113H177ZM199 110H201V108L199 107V109H198V111ZM211 110V111H210ZM241 110V109H240ZM253 110V111H254ZM2 110H0V112H1ZM39 111H42V110H40L39 109ZM68 111H69V109H68ZM70 111H72V110H70ZM75 111H77V110H75ZM101 111V112H102ZM170 111H172V110H170ZM256 111V110H255ZM260 111V110H259ZM2 112H4V111H2ZM23 113H25V110H23L22 111ZM27 112V111H26ZM30 112V111H29ZM35 112H38V111H34V113ZM43 112V111H42ZM60 112V111H59ZM65 112V111H64ZM73 112V111H72ZM78 112V111H77ZM105 112V111H104ZM156 112V111H155ZM154 112V113H155ZM48 113V112H47ZM52 113V112H51ZM51 113H49L50 115H52ZM56 113H57V111H56ZM71 113V112H70ZM89 113H90V110H89ZM88 113V114H89ZM145 113H147V112H145ZM151 113V112H150ZM174 113H172L173 115H174ZM179 113H181L180 111H179ZM249 113V112H248ZM258 114H259V112H257ZM2 114V113H1ZM7 114H9L8 112H7ZM31 114H33V113H31ZM41 114V113H40ZM63 114V113H62ZM66 114H69V113H66ZM75 114H76V112H75ZM82 114V113H81ZM88 114H86V115H88ZM91 114H93V113H91ZM96 114V113H95ZM104 114V113H103ZM107 114V113H106ZM108 114H109V112H108ZM143 114V116H144V113H142ZM148 114V113H147ZM146 114V116L147 117H149L148 115ZM166 114L167 113H165V116H166ZM182 114V113H181ZM10 115V114H9ZM9 115H8V117H9ZM24 115V114H23ZM34 115V114H33ZM32 115V116H33ZM43 115H47V114H43ZM64 115V114H63ZM62 115V116H63ZM72 115H73V113H72ZM77 115H79V114H77ZM113 115V114H112ZM151 115V114H150ZM153 115H155V114H153ZM153 115H151L152 117H154ZM156 115H158V117H159V114H156ZM155 115V116H156ZM168 115V114H167ZM184 115V114H183ZM199 115L200 114H198V117H199ZM241 115H243V112H242V114ZM10 116H12V115H10ZM36 116V115H35ZM41 116V115H40ZM54 116H56V117H59V116H57V115H54ZM69 116V118H70V114L68 115ZM96 116V115H95ZM94 116V117H95ZM104 116V115H103ZM102 116V117H103ZM111 116V115H110ZM110 116H109V118H110ZM175 116H176V114H175ZM187 116V115H186ZM197 116V115H196ZM3 117V116H2ZM7 117V116H6ZM5 117V118H6ZM13 117V116H12ZM29 117V116H28ZM39 117V116H38ZM42 117V116H41ZM47 117V116H46ZM49 117V116H48ZM82 117H85V115L84 116H82ZM106 117V116H105ZM115 117V116H114ZM160 117H161V115H160ZM179 117V116H178ZM182 117V116H181ZM193 117V116H192ZM244 117V116H243ZM264 117V116H263ZM18 118V117H17ZM21 118V117H20ZM23 118V117H22ZM33 118V117H32ZM45 118V117H44ZM50 118V117H49ZM62 118V117H61ZM65 118V117H64ZM68 118V117H67ZM72 118V117H71ZM70 118V119H71ZM79 117L77 116V119H78ZM90 118H91V116H90ZM93 118V117H92ZM144 119L146 118L145 116L143 117ZM166 118H167V116H166ZM180 118V117H179ZM185 118V117H184ZM187 118V117H186ZM197 118V117H196ZM201 118V117H200ZM199 118V119H200ZM8 119V118H7ZM13 119V118H12ZM11 119V117H10V119L9 120H12ZM23 119H26V118H23ZM36 119V118H35ZM43 119V118H42ZM53 119V118H52ZM74 119V118H73ZM89 119V118H88ZM95 119V118H94ZM93 119V120H94ZM104 119V118H103ZM115 118H113V120H114ZM118 119V118H117ZM147 119V118H146ZM151 118H149V120H150ZM160 119V118H159ZM168 119V118H167ZM181 120H183L182 118H180ZM3 120V119H2ZM27 120V119H26ZM38 120H40V119H38ZM44 120V119H43ZM45 120H47V118L45 119ZM54 120V119H53ZM75 120V119H74ZM92 120V121H93ZM106 120H109V119H106ZM153 120V119H152ZM155 120H157L156 118H155ZM161 120V119H160ZM171 120H173V119H171ZM181 120H179V121H181ZM193 120V119H192ZM8 121V120H7ZM14 121V120H13ZM13 121H12V123H13ZM16 121V120H15ZM17 121H18V119H17ZM20 121V120H19ZM23 121V120H22ZM47 121H50V120H47ZM57 121V120H56ZM61 121H63V120H61ZM67 121V120H66ZM82 121V120H81ZM85 121H87V120H85ZM90 121V120H89ZM97 121V119L95 120V122ZM166 121V120H165ZM170 121V120H169ZM168 121V123H170ZM189 121H190V119H189ZM193 121H195V120H193ZM192 121V123H194ZM196 121H200V123L199 122H197V124L199 125V124H201V120H196ZM28 122H29V120H28ZM33 122V121H32ZM51 122V121H50ZM59 122V121H58ZM57 122V123H58ZM72 123L74 122L75 123V121H71ZM88 122V121H87ZM108 122V121H107ZM110 122H112L111 124H113V121H110ZM117 122V121H116ZM158 122V121H157ZM162 122H164V121H162ZM173 122V121H172ZM188 122V121H187ZM0 123H2V122H0ZM11 123V122H10ZM21 123V122H20ZM24 123V122H23ZM36 122H34V124H35ZM38 123V122H37ZM53 123H55V121H53ZM62 123V122H61ZM68 123H69V120H68ZM71 123V124H72ZM77 123H78V121H77ZM76 123V124H77ZM80 123V122H79ZM83 123V122H82ZM98 123H99V120H98ZM102 123V122H101ZM109 123V122H108ZM120 123V122H119ZM154 124H155V122H153ZM165 123V122H164ZM174 123V122H173ZM175 123H176V121H175ZM183 123H184V121H183ZM182 123V124H183ZM186 123V122H185ZM184 123V124H185ZM189 123H191V122H189ZM191 123V124H192ZM196 123V122H195ZM195 123L193 124V127H194V129H197L198 127H200V125L198 126V127H196L197 125H195ZM33 124V123H32ZM40 124V123H39ZM38 124V125H39ZM63 124V123H62ZM70 124V123H69ZM69 124H67V126L69 125ZM85 124V123H84ZM89 124V123H88ZM149 124H151L152 125V123H149ZM158 124H159V122H158ZM157 124V125H158ZM171 124V123H170ZM180 124V126H181V123H179ZM191 124H189L190 126H191ZM16 125H17V123H16ZM41 125H43V124H41ZM40 125V126H41ZM59 125V124H58ZM61 125V124H60ZM65 125H66V122H65ZM75 125V124H74ZM73 125V126H74ZM78 125V124H77ZM80 125H81V123H80ZM80 125H79V127H80ZM92 125V124H91ZM95 125V124H94ZM104 125V124H103ZM122 125V124H121ZM150 125V126H151ZM160 125V124H159ZM171 125H174V124H171ZM178 125V124H177ZM195 125V126H194ZM9 126V125H8ZM11 126V125H10ZM15 126V125H14ZM20 126H21V124H20ZM20 126H19V130H20ZM55 126H57V125H55ZM101 126V125H100ZM112 126V125H111ZM148 126V125H147ZM168 126V125H167ZM175 126V125H174ZM179 125L177 126L178 127V129H179V127H180ZM1 127V126H0ZM3 127H4V125H3ZM6 127V126H5ZM22 127V126H21ZM24 127V126H23ZM22 127V128H23ZM47 127H48V125H47ZM63 128H64V126H62ZM76 127V126H75ZM78 127V126H77ZM82 127V126H81ZM104 127V126H103ZM118 127H119V125H118ZM155 127H157L156 125H154L152 128H155ZM182 127V129L183 130H185V128L186 127H189V126H186L185 125V128H183L184 127V125H182L181 126ZM181 127H180V131H181ZM49 128V127H48ZM52 128V127H51ZM96 128L98 129V127L96 126ZM107 128H108V126H107ZM114 128H115V125H114ZM113 128V129H114ZM121 128H123L122 126H121ZM139 128V127H138ZM146 128V127H145ZM148 128V127H147ZM151 128V129H152ZM162 128V127H161ZM160 128V129H161ZM167 128V127H166ZM170 128V127H169ZM171 128H173V127H171ZM190 128V127H189ZM8 129V128H7ZM14 129V128H13ZM42 129V128H41ZM76 129V128H75ZM82 130H84L83 129V127L81 128ZM96 129V130H97ZM103 128H101V130H102ZM112 129V130H113ZM118 129V128H117ZM144 129V128H143ZM158 129H159V127H158ZM163 129H164V127H163ZM162 129V130H163ZM175 129H176V127H175ZM1 130V129H0ZM4 130V129H3ZM6 130V129H5ZM4 130V131H5ZM23 132H24V130L23 129H21ZM31 130V129H30ZM38 130H39V128H38ZM47 130V129H46ZM50 130V129H49ZM53 130V129H52ZM51 130V131H52ZM55 130H57V129H55ZM73 130H74V127H73ZM148 130V129H147ZM153 130V129H152ZM165 130V129H164ZM168 130V129H167ZM170 130V129H169ZM168 130V131H169ZM173 130V129H172ZM191 130H192V127H191ZM15 131H16V129H15ZM40 131H42V130H40ZM39 131V132H40ZM60 131V130H59ZM78 131L79 132H84V131H81V130H79L78 129ZM87 131V130H86ZM90 131V130H89ZM100 131V130H99ZM104 131V130H103ZM115 131H117V130H115ZM124 131H125V129H124ZM176 131V130H175ZM186 131L187 130H185V132L184 133H186ZM189 131V130H188ZM192 131H197V130H192ZM192 131H191V133H192ZM7 132V131H6ZM11 132H13V131H11ZM19 132H21V131H19ZM18 131H17V134H18V137L20 136V139L22 138L21 137V135H20V133H19ZM35 132H37L36 131V128H35ZM47 132V131H46ZM58 132V131H57ZM62 132V131H61ZM111 132V131H110ZM109 132V133H110ZM145 132V131H144ZM143 132V133H144ZM147 132V131H146ZM145 132V133H146ZM162 132V131H161ZM164 132H166V131H164ZM174 132V131H173ZM172 132V133H173ZM197 132V133H198ZM10 133V132H9ZM8 133V134H9ZM15 133V132H14ZM26 133V132H25ZM25 133H22V134H25ZM38 133V132H37ZM53 133V132H52ZM64 133H66L67 134V132H64L63 131V134ZM71 133H73V132H71ZM71 133H68V134H71ZM85 133V132H84ZM95 133H96V131H95ZM101 133H103V132H101ZM114 133V132H113ZM112 133V134H113ZM116 133H119V132H116ZM124 133V132H123ZM122 133V134H123ZM149 133V132H148ZM153 133V132H152ZM170 133V132H169ZM169 133H167V134H169ZM171 133V134H172ZM183 133V132H182ZM183 133V134H184ZM194 133V132H193ZM12 134V133H11ZM41 133H39V134H36V135H40ZM43 134V133H42ZM58 134V133H57ZM93 134V133H92ZM99 134V133H98ZM147 134V133H146ZM144 135L145 137L146 136H149V135H151V133L150 134H147V135ZM157 134V133H156ZM163 134V133H162ZM170 134V135H171ZM178 134H180V133H178ZM188 134V133H187ZM190 134V133H189ZM2 135V134H1ZM26 135V134H25ZM28 135V134H27ZM65 135V134H64ZM86 135H88V134H86ZM110 135V134H109ZM114 135H116V134H114ZM124 135H126V133L124 134ZM158 135H160V133L158 134ZM196 135L198 136V134H195V137H196ZM10 136V135H9ZM15 136V135H14ZM43 136V135H42ZM51 136V135H50ZM53 136V135H52ZM60 136V135H59ZM61 136H62V134H61ZM67 136V135H66ZM78 136V135H77ZM77 136H76V140H77ZM94 136V135H93ZM100 136V135H99ZM103 136V135H102ZM108 136V135H107ZM152 136V135H151ZM154 136V135H153ZM161 136V135H160ZM163 136H164V134H163ZM168 136V135H167ZM174 136V135H173ZM179 136V135H178ZM182 136V135H181ZM189 136H191V135H189ZM192 136H194L193 134H192ZM10 137H12V136H10ZM30 137V136H29ZM28 137V138H29ZM38 137H40V136H38ZM56 137V136H55ZM80 137V136H79ZM91 137V136H90ZM114 137V136H113ZM119 137H121V136H119ZM124 137V136H123ZM126 137V136H125ZM144 137V138H145ZM2 138V137H1ZM1 138H0V140H1ZM37 138V137H36ZM47 138V137H46ZM65 139H66V137H64ZM80 138H82V137H80ZM93 138V137H92ZM108 138V137H107ZM160 138H162V137H160ZM168 138V137H167ZM178 138V137H177ZM176 138V139H177ZM182 138V140H184L183 139V137H181ZM185 138V137H184ZM186 138H188V137H186ZM198 138V137H197ZM4 139V138H3ZM11 139V138H10ZM13 139H14V137H13ZM12 139V141H13V143H15V141ZM15 139H16V137H15ZM23 139H24V137H23ZM30 139V138H29ZM41 139V138H40ZM61 139V138H60ZM68 139V138H67ZM83 139H86V138H83ZM89 139V138H88ZM87 139V140H88ZM98 139V138H97ZM101 139V138H100ZM103 139H104V137H103ZM102 139V140H103ZM110 139V138H109ZM112 139V138H111ZM117 139H118V137H117ZM121 139V138H120ZM151 139H153V138H151ZM165 139V138H164ZM173 139H175V137L173 138ZM178 139H180V138H178ZM191 139V138H190ZM193 139V138H192ZM195 139V138H194ZM193 139V141H190L189 143H190V146H193V145H196L197 143H196V141ZM9 140V139H8ZM7 140V141H8ZM57 140V139H56ZM55 140V141H56ZM105 140V139H104ZM147 140V139H146ZM150 140V139H149ZM148 140V141H149ZM155 140V139H154ZM158 140V139H157ZM160 140H162V139H160ZM202 140V141H201ZM6 141V140H5ZM5 141H4V143H5ZM7 141H6V143H7ZM25 141H26V139H25ZM25 141H24V144H25ZM28 141V140H27ZM51 141V140H50ZM53 141V140H52ZM52 141H51V144H53L52 143ZM54 141V142H55ZM58 141V140H57ZM63 141V140H62ZM86 141V140H85ZM106 141V140H105ZM117 141H119V140H116V143H117ZM122 141H124V140H122ZM121 141V142H122ZM141 141H143L144 142V140H141ZM168 141H170V140H168ZM176 141V140H175ZM186 141H187V139H186ZM194 141H195V143H194ZM3 142V141H2ZM17 142H19V141H17ZM31 142H34V141H30V144H31ZM49 142V141H48ZM63 142H65V141H63ZM74 141H72V143H73ZM88 142V141H87ZM108 142H110V140H108ZM107 141L105 142V143H108ZM112 142V141H111ZM125 142V141H124ZM124 142H123V144H124ZM151 142H153V141H151ZM160 142V141H159ZM158 142V143H159ZM171 142V141H170ZM1 143V142H0ZM4 143H3V146H4ZM21 143V142H20ZM36 143H37V141H36ZM47 143V142H46ZM45 143V144H46ZM61 143V142H60ZM70 143V142H69ZM75 143V142H74ZM89 143V142H88ZM88 143H87V145H88ZM135 143V142H134ZM147 143V141L145 142V144ZM163 143V142H162ZM179 143V142H178ZM181 143V142H180ZM183 143H184V141H183ZM8 144V143H7ZM23 144V146H25ZM29 144V141H28V145L30 146V149H31V146L32 145H30ZM42 144H43V142H42ZM49 144V143H48ZM47 144V145H48ZM55 144V143H54ZM53 144V145H54ZM56 144H57V142H56ZM63 144H65V143H63ZM67 144H68V142H67ZM83 144V143H82ZM85 144V143H84ZM98 144H101V143H98ZM141 144V143H140ZM144 144V145H145ZM150 144V143H149ZM160 144V143H159ZM163 144H165V143H163ZM171 144H174V143H172L171 142ZM11 145V144H10ZM28 145H26V146H28ZM39 145V144H38ZM70 145V144H69ZM73 145V144H72ZM76 145H77V143H76ZM91 145V144H90ZM151 145V144H150ZM149 145V146H150ZM156 145V144H155ZM158 145V144H157ZM170 145V144H169ZM184 145V144H183ZM200 145V144H199ZM16 146H17V144H16ZM21 146V145H20ZM37 146V145H36ZM43 146V145H42ZM46 146V145H45ZM58 146V145H57ZM60 146V145H59ZM61 146H63V145H61ZM67 146V145H66ZM75 146V145H74ZM86 146V145H85ZM104 146H105V144H104ZM108 146H110V145H107L106 147H108ZM124 146V145H123ZM147 146V145H146ZM149 146H147V148H150ZM161 146V145H160ZM196 146H198V145H196ZM2 147V146H1ZM9 147V146H8ZM38 148H40V145L39 146H37ZM55 147V146H54ZM65 147V146H64ZM68 147H70V146H68ZM102 147V146H101ZM122 147V146H121ZM125 147H126V145H125ZM162 147V146H161ZM161 147H159L158 146V148H161ZM165 147V146H164ZM167 147V146H166ZM170 147V146H169ZM173 147V146H172ZM172 147L171 148H168V149H172ZM186 147H189V144H188V146H186ZM198 147H200V146H198ZM5 148V147H4ZM18 148V147H17ZM28 148V147H27ZM37 148V149H38ZM48 148V147H47ZM53 148V147H52ZM80 148V147H79ZM85 148V147H84ZM92 148V147H91ZM98 148V147H97ZM109 148H111V146L109 147ZM151 148H152V146H151ZM3 149V148H2ZM24 149H26V148H24ZM48 149H50V147L48 148ZM55 149H56V147H55ZM70 149V148H69ZM86 149V148H85ZM85 149H82V150H85ZM95 148H93V150H94ZM106 149V148H105ZM108 149V148H107ZM114 149L115 148H113V150L112 151H114ZM118 149H119V147H118ZM117 149V150H118ZM125 149H127V148H125ZM142 149V148H141ZM140 149V150H141ZM146 149V148H145ZM154 149V148H153ZM161 149H163V147L161 148ZM189 149V148H188ZM196 149V148H195ZM7 150V149H6ZM53 150V149H52ZM57 150V149H56ZM55 150V152H58L59 151V149H58V151H56ZM60 150H62V149H60ZM67 150H68V148H67ZM74 150V149H73ZM90 148H89V152H90ZM101 150V149H100ZM99 150V152H100V154H103V153H101L102 151H100ZM104 150V149H103ZM111 150V149H110ZM120 150H123V149H120ZM143 150V149H142ZM149 150H151V149H149ZM154 150H157L156 148L154 149ZM199 150V149H198ZM12 151V150H11ZM20 151V150H19ZM26 150H24V152H25ZM48 151V150H47ZM66 151V150H65ZM75 151V150H74ZM81 151V150H80ZM98 151V150H97ZM109 151V150H108ZM108 151H107V153H108ZM163 151V150H162ZM167 151V150H166ZM173 151V150H172ZM184 151V150H183ZM219 151V150H218ZM1 152V151H0ZM30 152V151H29ZM34 152V151H33ZM64 152V151H63ZM63 152L61 153V154H63ZM73 152V151H72ZM71 152V153H72ZM85 152V151H84ZM94 152H96V150L94 151ZM115 152H116V149H115ZM118 152V151H117ZM122 152V151H121ZM124 152V151H123ZM127 152V151H126ZM126 152H124V155H125V153ZM133 152V151H132ZM143 152V151H142ZM141 152V153H142ZM154 152V151H153ZM160 152V151H159ZM169 152V151H168ZM181 152V151H180ZM188 152V151H187ZM196 152V151H195ZM199 152H200V150H199ZM203 152V151H202ZM221 152V151H220ZM12 153H13V151H12ZM23 153V152H22ZM35 153V152H34ZM37 153V152H36ZM51 153V152H50ZM60 153V152H59ZM65 153V152H64ZM80 153V152H79ZM92 153V152H91ZM144 153V152H143ZM161 153V152H160ZM159 153V154H160ZM166 153V152H165ZM172 153V152H171ZM5 154H8V153H5ZM14 154V153H13ZM20 154V153H19ZM28 154H31V153H28ZM60 154V155H61ZM74 154V152L71 154V155H73ZM81 154H83V153H81ZM85 154V153H84ZM94 154V153H93ZM96 154H97V152H96ZM108 154H110V153H108ZM111 154H112V152H111ZM118 154H120V153H118ZM153 154H155V153H153ZM163 154V153H162ZM176 154H178V153H176ZM194 155V153H192L191 152V155ZM198 153H196V155H197ZM200 154V153H199ZM4 155V154H3ZM15 155H16V153H15ZM18 155V154H17ZM21 155V154H20ZM48 155V154H47ZM85 155H87V154H85ZM113 155V154H112ZM115 155V154H114ZM146 155V154H145ZM148 156H150L149 154H147ZM146 155V156H147ZM157 155V154H156ZM161 155V154H160ZM166 155V154H165ZM169 155H170V153H169ZM172 155H175L174 154V152L172 153ZM188 155H190V154H188ZM203 155H205V153L203 154ZM9 156V155H8ZM19 156V155H18ZM22 156V155H21ZM25 156V155H24ZM30 156V155H29ZM69 156V155H68ZM84 155H82V156H80V157H83ZM90 156V155H89ZM97 156V155H96ZM99 156V155H98ZM97 156V157H98ZM120 156H122V155H120ZM126 156V155H125ZM152 156V155H151ZM171 156V155H170ZM169 156V158H171ZM177 156V155H176ZM201 155H198V157H200ZM208 156V155H207ZM221 156V155H220ZM10 157V156H9ZM12 157V156H11ZM14 157V156H13ZM17 157V156H16ZM41 158H42V160H43V157L42 156H40ZM50 157V156H49ZM56 157H58V155L56 156ZM63 157H65V156H63L62 155V158ZM72 157V156H71ZM77 156H74V158L75 159H77L76 158ZM87 157V156H86ZM91 157V156H90ZM95 157V156H94ZM106 157V156H105ZM118 157V156H117ZM140 157H142V156H140ZM156 157V156H155ZM168 157V156H167ZM173 157V156H172ZM178 157V156H177ZM188 157V156H187ZM4 158V157H3ZM31 158V157H30ZM48 158V157H47ZM61 158V157H60ZM70 158V157H69ZM79 158V157H78ZM107 158H108V156H107ZM113 158V157H112ZM121 158V157H120ZM123 158V157H122ZM145 158H147V157H145ZM162 158V157H161ZM184 158V157H183ZM191 158V157H190ZM189 158V159H190ZM192 158H193V156H192ZM197 158V157H196ZM209 158V157H208ZM13 159V158H12ZM28 159V158H27ZM34 159H35V157H34ZM50 159V158H49ZM65 160H66V157L64 158ZM63 159V160H64ZM85 159V158H84ZM90 159V158H89ZM88 159V160H89ZM94 159V158H93ZM97 159V158H96ZM95 159V160H96ZM98 159H99V157H98ZM101 159V158H100ZM103 159H105V158H103ZM113 159H116V158H113ZM163 159H165V158H163ZM163 159H161V160H163ZM167 159V158H166ZM173 159H175L176 160V158H173ZM185 159H186V157H185ZM195 159V158H194ZM197 159H199V158H197ZM200 159H201V157H200ZM204 159V158H203ZM207 159V158H206ZM2 160H4V159H2ZM32 160V159H31ZM41 160V161H42ZM51 160V159H50ZM78 160V159H77ZM91 160V159H90ZM106 160V159H105ZM119 160V159H118ZM126 160H128L127 159V156H126ZM125 160V161H126ZM133 161H134V159H132ZM141 160H146V159H141ZM152 160V159H151ZM183 160V159H182ZM193 160V159H192ZM209 160H210V158H209ZM212 160V159H211ZM16 161V160H15ZM20 161V160H19ZM25 161V160H24ZM27 161V160H26ZM29 161V160H28ZM33 161V160H32ZM35 161V160H34ZM55 161H57V160H55ZM68 161H69V159H68ZM68 161H66L67 163H68ZM81 161H86V160H81ZM100 161V160H99ZM113 161V160H112ZM123 162H125L124 160H122ZM138 161V160H137ZM169 161V160H168ZM177 161V160H176ZM175 161V162H176ZM189 161V160H188ZM194 161V160H193ZM198 161H200V160H198ZM11 162V161H10ZM36 162V161H35ZM49 162V161H48ZM54 162V161H53ZM52 162V163H53ZM63 162V161H62ZM72 162V161H71ZM71 162L69 161V163L71 164ZM76 162V161H75ZM104 162V161H103ZM118 162V161H117ZM132 162V161H131ZM130 162V163H131ZM143 163L144 162H147V161H142ZM151 162H153V161H151ZM174 162V161H173ZM201 162V161H200ZM82 163V162H81ZM86 163V162H85ZM89 163V162H88ZM100 163V162H99ZM120 163V162H119ZM118 163V164H119ZM122 163V162H121ZM126 163V162H125ZM135 163V162H134ZM137 163V162H136ZM156 163H158V160H157V162ZM161 163H164V162H161ZM172 163V162H171ZM183 163V162H182ZM202 163V162H201ZM210 163V162H209ZM10 164V163H9ZM33 164V163H32ZM31 164V165H32ZM36 164V163H35ZM42 164H43V161H42ZM45 164H46V162H45ZM48 164H50V163H48ZM73 164V163H72ZM89 164H91V162L89 163ZM97 164V163H96ZM105 164V163H104ZM103 163L101 164L100 163V165L102 166V165H104ZM110 164V163H109ZM108 164V165H109ZM112 164V163H111ZM117 164V163H116ZM116 164H113V165H116ZM117 164V165H118ZM151 164H153V163H151ZM151 164H149V166L151 165ZM203 164H205V163H203ZM16 165V164H15ZM14 165V166H15ZM28 165V164H27ZM44 165V164H43ZM51 165V164H50ZM58 166H60V164H59V162H58V164H57ZM62 165H63V163H62ZM61 165V166H62ZM99 165V167H101ZM127 166H128V164H126ZM131 165H132V163H131ZM134 165V164H133ZM132 165V166H133ZM137 165V164H136ZM138 165H139V163H138ZM147 164L145 163V166H146ZM157 165H159V164H157ZM181 165V164H180ZM253 165H254V167H253ZM13 166V165H12ZM21 166V165H20ZM34 166H36V165H34ZM68 165H66L65 164V167H67ZM77 166H79L78 164H77ZM83 166V165H82ZM86 166H88V165H86ZM90 166V165H89ZM107 166V165H106ZM122 166V165H121ZM130 166V165H129ZM131 166V167H132ZM139 166H142V164H140ZM144 166V165H143ZM143 166L141 167V170H142V168H143ZM144 166V167H145ZM149 166H147V167H149ZM210 166V165H209ZM217 166V165H216ZM251 166V167H250ZM10 167V166H9ZM8 167V168H9ZM26 167H29V166H26ZM38 167H39V164H38ZM64 167V166H63ZM70 167H72V165H70ZM80 168H81V166H79ZM91 167V166H90ZM111 167H113V166H111ZM118 166H116V168H117ZM123 167V166H122ZM121 167V168H122ZM151 167H154V166H151ZM162 167V166H161ZM172 167H174V166H172ZM176 167V166H175ZM254 168L255 170L253 171V169H250V168ZM17 168V167H16ZM46 168V167H45ZM54 168V167H53ZM55 168H56V166H55ZM54 168V169H55ZM61 168V167H60ZM68 169H69V167H67ZM75 168V167H74ZM84 168H85V166H84ZM98 168V167H97ZM96 168V169H97ZM103 168V167H102ZM115 167H113V169H114ZM135 168H136V166H135ZM139 168V167H138ZM160 168V167H159ZM181 168H182V166H181ZM184 168V167H183ZM21 169H23V168H21ZM62 169V168H61ZM73 169V168H72ZM76 169H77V167H76ZM75 169V170H76ZM86 170H87V168H85ZM91 169H93V168H91ZM90 168H89V170H91ZM95 169V170H96ZM105 169V168H104ZM112 169V168H111ZM119 169H120V167H119ZM137 169V168H136ZM135 169V170H136ZM152 169V168H151ZM154 169V168H153ZM32 170V169H31ZM40 170H44V169H40ZM56 170H57V168H56ZM88 170V171H89ZM94 170V171H95ZM122 171H123V169H121ZM129 170V169H128ZM127 170V171H128ZM145 170V169H144ZM147 170V169H146ZM149 170V169H148ZM180 170V169H179ZM13 171V170H12ZM22 171V170H21ZM29 171V170H28ZM28 171H26V172H28ZM38 171V170H37ZM37 171H36V173H37ZM45 171H47V170H45ZM53 171V170H52ZM59 171V170H58ZM63 171V170H62ZM77 171H79V169H77ZM81 171H84V169L83 170H81ZM93 171V172H94ZM96 171H98L99 172V170H96ZM95 171V172H96ZM105 172H106V170H104ZM132 171V170H131ZM131 171H129V172H131ZM210 171H211V168H210ZM8 172V171H7ZM23 172V171H22ZM66 172V171H65ZM64 172V173H65ZM69 172V171H68ZM67 172V173H68ZM74 172V171H73ZM76 172V171H75ZM90 172V171H89ZM92 172V173H93ZM101 172H102V170H101ZM109 172V171H108ZM139 172V171H138ZM143 173H144V171H142ZM150 172V171H149ZM147 173V174H151V173ZM252 172L254 173L255 172V175H253L252 174ZM13 173V172H12ZM35 173V172H34ZM39 173V172H38ZM50 173V172H49ZM49 173H45L44 175H46V174H49ZM57 173H59V172H57ZM66 173V174H67ZM77 173V172H76ZM91 173V174H92ZM97 173V172H96ZM100 173V172H99ZM111 173V172H110ZM118 173V172H117ZM116 173V174H117ZM128 173V172H127ZM132 173V172H131ZM134 173V172H133ZM132 173V174H133ZM136 173V172H135ZM140 173H141V171H140ZM155 174H156V172H154ZM188 173V172H187ZM25 174V173H24ZM23 174V175H24ZM42 174V173H41ZM62 174V173H61ZM69 174V173H68ZM72 174V173H71ZM82 174V173H81ZM131 174V176H134V174L132 175ZM145 174H146V172H145ZM144 174V175H145ZM19 175V174H18ZM50 175V174H49ZM56 175V174H55ZM73 175H75V174H73ZM73 175H71V176H73ZM77 175V174H76ZM88 175H90L89 173H88ZM92 175H94V173L92 174ZM97 175V174H96ZM99 175V174H98ZM97 175V176H98ZM122 175H123V173H122ZM152 175V174H151ZM158 175V174H157ZM156 175V176H157ZM27 176V175H26ZM35 176V175H34ZM38 176H40V175H38ZM48 175H46V177H47ZM51 176V175H50ZM63 177H64V175H62ZM70 176V175H69ZM79 176H80V174L78 175V178H79ZM82 176V175H81ZM117 176V175H116ZM124 176V175H123ZM123 176H122V178H123ZM135 176H136V174H135ZM134 176V177H135ZM147 176V175H146ZM150 176V175H149ZM154 176V175H153ZM155 176V177H156ZM53 177V176H52ZM66 177V176H65ZM88 177V176H87ZM91 177V176H90ZM121 176H119V178H120ZM125 177V176H124ZM148 177V176H147ZM162 177V176H161ZM33 178V177H32ZM35 178V177H34ZM56 178H58V176L56 177ZM69 178V177H68ZM74 178V177H73ZM76 176H75V182L77 183V180H76ZM86 178V177H85ZM89 178V177H88ZM96 178V177H95ZM105 178H107V177H105ZM105 178H104V185H105V181H109L108 179L107 180H105ZM137 178V177H136ZM148 178H150V177H148ZM157 178V177H156ZM17 179V178H16ZM44 179V178H43ZM55 179V178H54ZM62 179H64V178H62ZM61 179V180H62ZM82 179V178H81ZM92 181H93V179L92 178H90ZM97 179V178H96ZM95 179V180H96ZM116 179H117V177H116ZM115 179V180H116ZM121 179V178H120ZM125 179H127L126 177H125ZM168 179V178H167ZM49 180H53V179H50L49 178ZM73 180V179H72ZM79 180V179H78ZM89 180V179H88ZM87 180V181H88ZM102 180V179H101ZM100 180V181H101ZM111 180V179H110ZM119 180V179H118ZM129 180V179H128ZM139 180V179H138ZM145 180H147L146 178H145ZM151 180V179H150ZM230 180V179H229ZM21 181V180H20ZM39 181V180H38ZM43 181V180H42ZM56 181V180H55ZM66 180H64L63 181V183L65 182ZM69 181H70V178H69ZM84 181V180H83ZM90 181V180H89ZM113 181H114V179H113ZM156 181V180H155ZM167 181V180H166ZM5 182H6V180H5ZM46 182V181H45ZM50 181H48V183H49ZM67 182H68V180H67ZM66 182V183H67ZM71 182V181H70ZM85 182H86V180H85ZM112 182V181H111ZM119 182V181H118ZM121 182H122V180H121ZM125 182H126V180H125ZM124 182V183H125ZM130 182H131V180H130ZM148 182H150V181H148ZM154 182V181H153ZM217 182V181H216ZM26 183V182H25ZM38 183V182H37ZM43 183V182H42ZM51 183H52V181H51ZM54 183V182H53ZM65 183V184H66ZM69 183V182H68ZM67 183V184H68ZM73 183H74V181H73ZM90 183V182H89ZM97 183H100V182H98L97 181ZM102 183V182H101ZM113 183H115V182H113ZM123 183V185L124 186H126L125 184L127 183H125L124 184ZM133 183V182H132ZM151 183H152V180H151ZM161 183V182H160ZM163 183V182H162ZM23 184V183H22ZM33 184V183H32ZM41 184V183H40ZM44 184V183H43ZM72 184V183H71ZM75 184V183H74ZM93 184H95L94 182H93ZM107 184H109V183H107ZM128 184V186L130 185L129 183H127ZM146 184V183H145ZM144 184V185H145ZM156 184V183H155ZM222 184V183H221ZM226 184V183H225ZM21 185V184H20ZM19 185V186H20ZM35 185H36V183H35ZM98 185V184H97ZM103 185V186H104ZM135 185H137V184H135ZM153 185H154V183H153ZM159 185V184H158ZM223 185V184H222ZM230 185V184H229ZM229 185H227V186H229ZM11 186V185H10ZM18 186V187H19ZM42 186H44V185H42ZM41 186V187H42ZM48 186V185H47ZM55 186V185H54ZM53 186V187H54ZM78 186V185H77ZM96 186V185H95ZM112 186V185H111ZM117 186V185H116ZM115 186V187H116ZM122 186V185H121ZM123 186V187H124ZM127 186V187H128ZM147 186V185H146ZM150 186V185H149ZM156 186H157V184H156ZM8 187V186H7ZM22 187V186H21ZM33 187V186H32ZM45 187H46V185H45ZM62 187V186H61ZM61 187H59V188H61ZM72 187V186H71ZM94 187V186H93ZM98 187H100V186H98ZM106 187H108V185L106 186ZM113 187H114V185L112 186V189H113ZM126 187V188H127ZM131 186H129V188H130ZM136 187V186H135ZM143 187V186H142ZM158 187H160V186H158ZM259 187H261L262 188V190L261 189H259ZM73 188H74V186H73ZM77 188V187H76ZM81 188H82V186H81ZM95 188V187H94ZM100 188H103V187H100ZM99 188V189H100ZM104 188H105V186H104ZM103 188V189H104ZM120 188H122V187H120ZM119 188V189H120ZM146 188V187H145ZM144 188V189H145ZM167 188V187H166ZM23 189V188H22ZM47 189H49V188H47ZM78 189H79V191H80V187H78ZM86 189H89V188H87L86 187ZM95 189H97V188H95ZM123 189V192H124V189L125 188H122ZM134 188H132V190H133ZM143 189V188H142ZM3 190V189H2ZM10 190V189H9ZM29 190H31V189H29ZM51 190V189H50ZM60 190V189H59ZM58 190V191H59ZM67 190V189H66ZM84 190V189H83ZM89 190H91V189H89ZM98 190V189H97ZM130 189H128L127 191H129ZM131 190V191H132ZM137 190V189H136ZM153 191H154V189H152ZM17 191V190H16ZM39 191H40V188H39ZM57 191V190H56ZM55 191V192H56ZM61 191H62V189H61ZM68 191H70V189L68 190ZM76 191V190H75ZM103 191V190H102ZM108 191V190H107ZM116 191V190H115ZM126 191V192H127ZM146 191H147V189H146ZM167 191V190H166ZM233 193H232V192ZM42 192V188H41V191H40V193ZM46 192V191H45ZM51 192V191H50ZM76 192H78V191H76ZM85 192H86V190H85ZM84 192V193H85ZM91 192V191H90ZM94 192H95V190H94ZM97 193H99L98 191H96ZM106 192V191H105ZM110 192V191H109ZM113 192V190L111 191V193ZM120 192H121V190H120ZM149 192H152V191H149ZM161 192V191H160ZM251 192H253L254 194L253 195H255V198L254 199H252V200H249L248 198L247 199H237V197L238 196H236L234 193H241V194H249V193H251ZM18 193V192H17ZM16 193V194H17ZM27 193L29 194V192L27 191ZM33 193V192H32ZM31 193V194H32ZM39 193V194H40ZM47 193H49V191L47 190ZM71 193V192H70ZM89 192L87 191V193H85L86 195L88 194ZM103 193H104V191H103ZM108 193V192H107ZM106 193V194H107ZM114 193V192H113ZM113 193H112V195H113ZM118 193H119V191H118ZM134 193H136V192H134ZM133 193V194H134ZM141 193V192H140ZM162 193V192H161ZM5 194V193H4ZM12 194V193H11ZM11 194L9 195V196H11ZM21 194V193H20ZM19 194V195H20ZM43 194H44V191H43ZM49 194H51V193H49ZM91 194V193H90ZM105 194V195H106ZM115 194V193H114ZM120 194V193H119ZM128 194V192L127 193H125V194H123V195H127ZM132 194V193H131ZM155 194V193H154ZM164 194V193H163ZM212 194V193H211ZM30 195V194H29ZM42 195V194H41ZM40 195V196H41ZM57 195V194H56ZM55 195V196H56ZM59 195H61V194H59ZM63 195V194H62ZM66 195V194H65ZM76 195H77V193H76ZM80 196L82 195V193L80 192V194H79ZM97 195V194H96ZM102 195H104V194H102ZM136 196H137V193L135 194ZM141 195H142V193H141ZM8 196V195H7ZM39 196V195H38ZM43 196V195H42ZM48 196V195H47ZM50 196V195H49ZM73 196H74V194H73ZM116 196V195H115ZM133 196V195H132ZM135 196V197H136ZM144 196V195H143ZM143 196H141V197H143ZM146 196V195H145ZM154 196V195H153ZM160 197H161V195H159ZM158 196V197H159ZM179 196V195H178ZM25 197V196H24ZM44 198L46 197V196H43ZM63 197V196H62ZM61 197V198H62ZM93 197H96V196H93ZM103 197V196H102ZM102 197H100V198H102ZM111 197V196H110ZM125 196H123V198H124ZM130 197V196H129ZM139 197V196H138ZM160 197H159V199H160ZM257 197V198H256ZM44 198H42L43 200H45ZM49 198V197H48ZM53 198H54V196H53ZM67 198V197H66ZM73 198H75L76 199V197H73ZM78 198H80L79 196H78ZM83 198V197H82ZM81 198V199H82ZM87 198H88V196H87ZM86 198V199H87ZM98 198V197H97ZM106 198H107V196H106ZM105 198V199H106ZM114 198V197H113ZM149 198V197H148ZM164 198V197H163ZM162 198V199H163ZM166 198V197H165ZM32 199V198H31ZM38 199H40V198H38ZM51 199H52V196H51ZM56 199V198H55ZM94 199V198H93ZM110 199V198H109ZM115 199H116V197H115ZM114 199V200H115ZM118 199H119V196H118ZM129 199V198H128ZM131 199V198H130ZM135 199V198H134ZM137 199V198H136ZM147 198H145V200H146ZM156 199H158L157 197H156ZM251 199V198H250ZM23 200V199H22ZM47 200V199H46ZM60 200V199H59ZM58 200V201H59ZM63 200V199H62ZM66 200V199H65ZM68 200V199H67ZM71 200V199H70ZM69 200V201H70ZM73 200V199H72ZM84 200V199H83ZM88 200H89V198H88ZM95 200H96V198H95ZM100 200V199H99ZM99 200H98V202H99ZM103 200V199H102ZM107 200H108V198H107ZM123 201H125L124 199H122ZM127 200V199H126ZM138 200V199H137ZM136 200V201H137ZM143 200H144V198H143ZM220 200V199H219ZM33 201H35V199H33ZM57 201V202H58ZM64 201V200H63ZM78 201V199L75 201L76 203H78L77 202ZM109 201V200H108ZM111 201H113L112 199H111ZM118 201V200H117ZM120 201V200H119ZM129 201V200H128ZM128 201H127V203H128ZM132 201H133V199H132ZM150 201V200H149ZM157 201V200H156ZM196 201V200H195ZM206 201V200H205ZM225 201V202H226ZM46 202V201H45ZM44 202V203H45ZM48 202V201H47ZM51 202H53V201H50V203ZM65 202H68V201H65ZM80 202V201H79ZM85 202H88V201H86L85 200ZM84 202V203H85ZM96 202V201H95ZM140 202V201H139ZM159 202V201H158ZM158 202H156V203H158ZM166 202H167V199H166ZM224 202V203H225ZM28 203V202H27ZM34 203V206H35V204H37L36 202H33ZM42 203V202H41ZM43 203V204H44ZM50 203L49 204H47V205H49L50 206ZM54 203L56 204V202H55V200H54ZM64 203V202H63ZM62 203V204H63ZM69 203V202H68ZM74 203V202H73ZM73 203H72V205H73ZM93 203H94V201L92 202V204H91V199H90V204L91 205H93ZM102 203H103V201H102ZM113 203V202H112ZM133 203V202H132ZM141 203H142V201H141ZM60 204V203H59ZM80 205L81 204H83V203H79ZM99 204V203H98ZM101 204V203H100ZM120 204H122V203H120ZM125 204V203H124ZM140 204V203H139ZM147 204H148V202H147ZM163 204V203H162ZM11 205H12V203H11ZM24 205V204H23ZM30 205V204H29ZM28 205V206H29ZM33 205V204H32ZM37 205H40L39 207H41V210L43 209V207L41 206V204H37ZM52 205V204H51ZM57 205V204H56ZM68 205H70V204H68ZM87 205V204H86ZM130 205V204H129ZM133 205V204H132ZM142 205V204H141ZM151 205V204H150ZM13 206H14V204H13ZM17 206V205H16ZM64 206V205H63ZM73 206H75V205H73ZM72 206V207H73ZM95 206V205H94ZM93 206V207H94ZM104 206V205H103ZM105 206H106V204H105ZM114 206V205H113ZM117 206V205H116ZM120 206V205H119ZM126 206V205H125ZM144 206V205H143ZM157 206V205H156ZM31 208H32V206H30ZM36 207V206H35ZM64 207H66V206H64ZM63 207V208H64ZM77 207H79V206H77ZM81 207V206H80ZM83 207V206H82ZM86 207V206H85ZM88 207V206H87ZM98 207V206H97ZM101 207V206H100ZM128 207V206H127ZM146 207V206H145ZM147 207H149V205L147 206ZM161 207V206H160ZM22 208V207H21ZM50 208V207H49ZM55 208H57V206L55 207ZM59 208V207H58ZM95 208H96V206H95ZM104 209H105V207H103ZM107 208V207H106ZM109 208V207H108ZM116 208V207H115ZM122 208V206L120 207V209ZM126 208V207H125ZM138 207H136V209H137ZM11 209V208H10ZM19 209V208H18ZM23 209V208H22ZM25 209V208H24ZM46 209V208H45ZM68 209H69V207H68ZM99 209V208H98ZM97 209V210H98ZM102 209V208H101ZM110 209V208H109ZM119 209V210H120ZM127 209V208H126ZM131 209H133V208H131ZM145 209V208H144ZM144 209H141V210H143L144 211ZM150 209V208H149ZM177 209V208H176ZM230 209H234V210H236V212H235V215L234 216H230L231 214H230ZM1 210V209H0ZM51 210V209H50ZM56 210V209H55ZM77 210V209H76ZM75 210V211H76ZM85 210V209H84ZM91 210V209H90ZM94 210V209H93ZM157 210V209H156ZM164 210V214H163V216H164V218H165V221H166V223H168V224H170V223H172V224H175V226L174 227H182V224H183V221L184 220H182L180 217H177V218H175L174 219V217H172V215L174 214V213H172L170 210H165V209H163ZM212 210H214V209H212ZM249 210L252 212L251 214H248L249 213ZM3 211V210H2ZM24 211V210H23ZM47 211V210H46ZM61 211H62V209H61ZM65 211V210H64ZM63 211V212H64ZM79 211H80V209H79ZM78 211V212H79ZM86 211V210H85ZM103 211V210H102ZM107 212L109 211V210H106ZM105 211V212H106ZM113 211V210H112ZM115 211V210H114ZM124 211H125V209H124ZM136 211V210H135ZM135 211H133V213L135 212ZM151 210H149L148 212H150ZM158 211V210H157ZM177 211V210H176ZM216 211V210H215ZM17 212V211H16ZM20 212V211H19ZM34 212H36L35 210H34ZM39 212V211H38ZM65 212H67V211H65ZM77 212V211H76ZM92 212V211H91ZM98 212V211H97ZM107 212L104 214V215H106L107 214ZM121 212V211H120ZM127 212V211H126ZM142 212V211H141ZM159 212V211H158ZM175 212V211H174ZM179 212V211H178ZM187 212H189V211H187ZM191 212V211H190ZM194 212V211H193ZM15 213V212H14ZM25 213V212H24ZM57 213H58V211H57ZM86 213H88V212H86ZM101 213V212H100ZM104 213V212H103ZM108 213H110V212H108ZM140 213V212H139ZM176 213V212H175ZM184 213V212H183ZM40 214V213H39ZM53 214V213H52ZM62 214V213H61ZM76 214V213H75ZM83 215H84V213H82ZM95 213H93V215H94ZM113 214V213H112ZM128 214V213H127ZM136 214V213H135ZM142 214H144L143 212H142ZM142 214H140V215H142ZM160 214V213H159ZM185 214V213H184ZM193 214V213H192ZM198 214V213H197ZM230 214V215H229ZM234 214V213H233ZM19 215V214H18ZM58 215V214H57ZM63 215V214H62ZM77 215H78V213H77ZM96 215H98V214H96ZM103 215V214H102ZM122 215V214H121ZM125 215V214H124ZM138 215V214H137ZM136 215V216H137ZM145 215V214H144ZM143 215V216H144ZM146 215H150V214H147L146 213ZM151 215H153V213L151 212ZM182 215V214H181ZM211 215V214H210ZM26 216V215H25ZM28 216V215H27ZM33 216H35V215H33ZM71 216H73V215H71ZM76 216V215H75ZM85 216V215H84ZM99 216V215H98ZM107 216V215H106ZM115 216H119L118 214L116 215L115 214ZM123 216V215H122ZM131 216V215H130ZM177 216H178V214H177ZM183 216V215H182ZM2 217V216H1ZM39 217V216H38ZM59 217H60V215H59ZM64 216H62V218H63ZM81 217V216H80ZM88 217V216H87ZM86 217V218H87ZM95 217V216H94ZM112 217V216H111ZM126 217H128V216H126ZM147 216H145V218H146ZM151 216H149V218H150ZM153 217V216H152ZM152 217H151V219H152ZM158 217V216H157ZM189 217V216H188ZM5 218V217H4ZM21 218V217H20ZM49 218V217H48ZM57 218V217H56ZM67 218V217H66ZM66 218L64 219V220H66ZM71 218V217H70ZM99 218H102V217H100L99 216ZM104 218V217H103ZM121 218V217H120ZM124 218V217H123ZM155 218V217H154ZM153 218V219H154ZM217 218V217H216ZM2 219V218H1ZM24 219V218H23ZM26 219H27V217H26ZM32 219V218H31ZM34 219V218H33ZM74 219V218H73ZM77 219H78V217H77ZM76 219V220H77ZM113 219V218H112ZM122 219V218H121ZM131 219V218H130ZM133 219V218H132ZM139 219L141 220V217H139ZM148 219V218H147ZM162 219V218H161ZM218 219V218H217ZM22 220V219H21ZM50 220V219H49ZM55 220V219H54ZM60 220V219H59ZM63 220V222H65ZM93 220V219H92ZM96 220H99V219H96ZM118 220H119V218L117 219V221H115V222H118ZM160 220V219H159ZM189 220V219H188ZM187 220V222H189ZM191 220V219H190ZM15 221V220H14ZM30 221V220H29ZM39 221V220H38ZM37 221V222H38ZM83 221V220H82ZM88 221V220H87ZM101 221V220H100ZM122 221V220H121ZM135 221H136V219H135ZM21 222V221H20ZM24 222V221H23ZM27 222V221H26ZM41 222H43V221H41ZM46 222V221H45ZM60 222V221H59ZM74 222V221H73ZM86 222V221H85ZM89 222V221H88ZM91 222V221H90ZM93 222V221H92ZM114 222V221H113ZM123 222V221H122ZM138 222V221H137ZM143 222V221H142ZM151 222V221H150ZM153 222V221H152ZM186 222V223H187ZM22 223V222H21ZM28 223V222H27ZM32 223H34V221H32ZM44 223V222H43ZM43 223L41 224V225H43ZM77 223V222H76ZM100 223H102V222H100ZM119 223V222H118ZM124 223H126L125 222V220H124ZM155 223H157V222H155ZM160 223V222H159ZM159 223H158V225H159ZM164 223V222H163ZM191 223H192V221H191ZM218 223V222H217ZM36 224V223H35ZM77 224H79V223H77ZM82 224V223H81ZM105 225H107L106 223H104ZM110 224V223H109ZM113 224H116V223H113ZM112 224V225H113ZM120 224H122V223H120ZM129 224V223H128ZM154 224V223H153ZM188 224V223H187ZM23 225V224H22ZM26 225V224H25ZM34 225V224H33ZM48 225V224H47ZM66 225H67V223H66ZM69 225V224H68ZM70 225H71V222H70ZM95 225H97V222H96V224ZM105 225L103 226V227H105ZM126 225V224H125ZM130 225H131V223H130ZM146 225V224H145ZM152 225V224H151ZM164 225V224H163ZM162 225V226H163ZM171 225V224H170ZM191 225V224H190ZM194 225V224H193ZM206 225V224H205ZM215 225V224H214ZM89 226V225H88ZM94 226V225H93ZM115 226V225H114ZM117 226H118V224H117ZM167 226V225H166ZM169 226V225H168ZM43 227L44 226H32L31 225V227L30 226H28V227H23V228H20V229H18V230H16V231H13V232H11V231H8V232H5V231H3V233L1 234L0 233V241H1V243L2 244H4V245H17V244H19V243H21L20 241H22L23 240V238H25V237H27L28 236V234H31L32 235V233H34V232H37V231H41V230H43ZM46 227V226H45ZM49 227H50V225H49ZM78 227H79V225H78ZM121 227V226H120ZM135 227V226H134ZM97 228V227H96ZM102 228V227H101ZM118 228H119V226H118ZM124 228V227H123ZM131 228H133V227H131ZM139 228V227H138ZM137 228V229H138ZM148 228V227H147ZM158 228V227H157ZM156 228V229H157ZM159 228H161V227H159ZM172 228V227H171ZM219 228H221V227H219ZM110 229H111V227H110ZM112 229H113V227H112ZM115 229V228H114ZM125 229V228H124ZM142 229H144V228H142ZM163 229H165V228H163ZM204 229H206V228H204ZM215 229V228H214ZM232 229V230H233ZM46 230V229H45ZM103 230V229H102ZM121 230V229H120ZM148 230V229H147ZM146 230V231H147ZM160 230V229H159ZM169 230H171V229H169ZM231 230V231H232ZM115 231V230H114ZM118 231V230H117ZM126 231V230H125ZM149 232H151L150 230H148ZM177 231V230H176ZM218 231V230H217ZM95 232V230L93 231V233ZM96 232H98L97 230H96ZM120 232V231H119ZM127 232V231H126ZM129 232H130V229H129ZM135 232V231H134ZM142 232V231H141ZM157 232H158V230H157ZM164 232V231H163ZM6 233V234H5ZM100 233V232H99ZM104 233V232H103ZM103 233H101L102 235H103ZM111 233V232H110ZM135 233H137V231L135 232ZM152 233H153V231H152ZM171 233V232H170ZM179 233V232H178ZM181 233V232H180ZM185 233V232H184ZM155 234H157V233H155ZM162 234V233H161ZM160 234V235H161ZM34 235V234H33ZM109 235V234H108ZM108 235H106V236H108ZM148 235H150L149 233H148ZM159 235V234H158ZM168 235V234H167ZM186 235H188V234H186ZM222 235V234H221ZM262 235V234H261ZM95 236V235H94ZM118 236V235H117ZM144 236V235H143ZM142 236V237H143ZM146 236V235H145ZM63 237H65V236H63ZM67 237V236H66ZM93 237V236H92ZM114 237V236H113ZM132 237V236H131ZM131 237H129V238H131ZM134 237V236H133ZM137 237H138V235H137ZM137 237H136V239L135 240H137L136 242V244H138V239H137ZM155 237V236H154ZM189 237V236H188ZM70 238V237H69ZM114 238H116V237H114ZM119 238V237H118ZM117 238V239H118ZM162 238V237H161ZM160 238V239H161ZM163 238H165V237H163ZM28 239V238H27ZM83 239V238H82ZM109 239H111V237L109 238ZM122 239V238H121ZM133 239V238H132ZM142 239H144V238H142ZM69 240V239H68ZM114 240V239H113ZM208 240V239H207ZM259 240V239H258ZM26 241V240H25ZM86 241V240H85ZM106 241V240H105ZM144 241V240H143ZM149 241H150V239H149ZM115 242V241H114ZM156 242V241H155ZM35 243V242H34ZM123 243V242H122ZM37 245H38V243H36ZM68 243H67V240L66 239H60V238H58L56 241H54L53 243H49L48 245L46 244V246H42V247H40V246H36V248H35V252L32 254V255H30V254H28V255H21V256H17L16 257V259H14L15 261H13V263L12 264H90L88 261L90 260V257H91V253H90V249H91V247H89L87 244H86V242L85 243H81L82 245L81 246H77V248H75L76 250H74L73 252H70V253H67V251L66 252H64L63 250H62V248L65 246V245H67ZM121 244V243H120ZM141 244V243H140ZM145 244H147V243H145L144 242V245ZM41 245V244H40ZM115 245V244H114ZM142 245V244H141ZM148 245V244H147ZM203 245V244H202ZM125 246H127V245H125ZM150 246H151V244H150ZM21 247V246H20ZM33 247V246H32ZM35 247V246H34ZM67 247H68V245H67ZM66 247V248H67ZM149 247V246H148ZM148 247H146V246H129V248H125L124 250H122V248H118L117 250H115L114 252H112V255L115 257V259H119V260H128V261H131L130 262V264L132 263V264H138L140 261H144V258L145 257H147L148 255L147 254H149L150 253V249L148 250ZM160 247V246H159ZM73 248V247H72ZM153 248V247H152ZM70 249V248H69ZM160 249V248H159ZM111 250V249H110ZM217 250V252L218 253H221L222 254V256L226 259V261H228V262H226L227 264H238L239 262H237L235 259H232L231 261H229L228 260V257H226V255L223 253V251H221V252H219V249H215V251ZM70 251V250H69ZM153 251L154 252H157V250H154L153 249ZM161 252V251H160ZM93 253V252H92ZM98 253V252H97ZM159 253V252H158ZM96 254V253H95ZM109 255H111V253H109ZM149 255H151V254H149ZM206 255V254H205ZM98 256V255H97ZM96 256V257H97ZM158 256V255H157ZM159 257H162V256H159ZM95 258V257H94ZM165 258V257H164ZM234 258V257H233ZM238 259V260H239ZM93 260V259H92ZM95 260V259H94ZM152 260V259H151ZM127 261V262H128ZM153 261V260H152ZM121 262V261H120ZM123 262V261H122ZM155 263V262H154ZM127 264V263H126ZM146 264V263H145ZM151 264V263H150ZM160 264H168V262H167V260H162L161 262H160ZM214 264V263H213ZM240 264V263H239ZM242 264V263H241ZM244 264V263H243Z\"/></svg>",
  "mask_w": 264,
  "mask_h": 264
}]
</instances>
